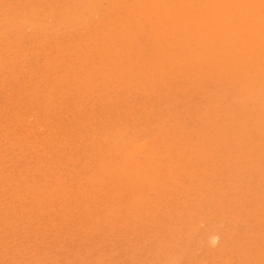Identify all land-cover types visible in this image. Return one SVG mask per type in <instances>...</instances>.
Segmentation results:
<instances>
[{
  "label": "rangeland",
  "instance_id": "374dc122",
  "mask_svg": "<svg viewBox=\"0 0 264 264\" xmlns=\"http://www.w3.org/2000/svg\"><path fill=\"white\" fill-rule=\"evenodd\" d=\"M28 1L29 0H27V2L26 0H0V23L5 22L3 24H0V69L2 70H0V76H2L0 79V85L3 86V84L6 83V80L8 83L3 86L4 88L0 86V91H4L0 92V94H2L0 95V109L2 108L0 110V156H2L0 157V164H2V166L0 165V170L2 169L0 171V264H229L230 262V264H264V115H262L264 114V76H262V73H264V56H261L263 55V49H261V46H263L262 48H264V45H262L264 44V42L262 44L260 43L264 39V36L262 35L263 37H261L258 35L262 34V32L260 31L261 29H255V27H261L264 29V16L262 18L264 11L261 10H264V0H253V2L252 0H226L228 3H230V5L226 2L223 3V1L225 0H219V3L222 6L219 3L217 4L216 2L218 1L216 0V2H214V0H211L212 3L210 2V0H203V2L205 1L204 3H202V1L200 0L201 5L203 4L202 7H204L205 5V7L209 9L208 11L204 7V10H207L208 14L203 10V8L201 10L199 9L201 8V5H197L198 0H196L197 2L194 0H176L178 4L175 3V0V2L173 3L172 0H168L169 2H167V4L169 6L165 5V0H156L157 4H155V2L153 4L157 6H154L153 4H151L153 5L151 6L149 4L151 3L150 1L154 0H145L146 4L142 2L144 0H137L138 2L136 0H47L49 1V3L46 2V0H31L30 3H28ZM118 1L120 2L118 3ZM240 1L246 3V6H240ZM248 1L252 2L251 5L248 3ZM32 2L33 5H30L32 4ZM84 2L85 4H83ZM93 2L95 3V5ZM141 2L142 5L140 4L138 6L137 3ZM159 2L161 3L160 5ZM243 2L242 4H244ZM2 3L3 5H5L2 6ZM68 3L71 4L69 5ZM132 3H134V5ZM184 3H186L185 7L190 4H194V6L196 5L199 7L193 8L194 6L192 5V9H195L196 11L188 8L189 6L187 7V9H185V7L181 9L183 6L182 4ZM209 3L211 5L214 3L213 5L215 6L210 7ZM225 3L227 6L225 5ZM254 3L255 5H253ZM114 4L116 5V7H114ZM234 4L235 10H232L231 8H233L232 6ZM79 5L81 7H79ZM162 5L163 7L165 6L166 10L162 9ZM178 5L180 6L177 7ZM207 5L209 6V8ZM223 5L225 6L223 7ZM148 6H151L150 9ZM237 6L238 9L240 7L244 8L243 10L242 8H240L239 10L241 11L238 10L239 12H242V14L236 12ZM169 7L171 8L167 9ZM159 8L161 10H159ZM175 8L177 10H180L177 11ZM215 8H218V12L222 11L225 8L224 10H226L228 13L225 11L224 14L230 17V19H228L229 17H227L230 22H225L226 17L224 18V14H222L224 10L219 14ZM248 8L252 9V15L249 14L250 10ZM54 9H56V11ZM143 9L145 10V13H148L151 17L142 15V13L145 14ZM148 9L150 11L153 10V12H150ZM184 9L187 12L189 11V13L187 14ZM213 9L216 11L214 12ZM229 9L230 12L228 11ZM107 10L108 12H110L108 13ZM138 10L143 11H139V13ZM197 10H199V13L197 12ZM202 10L205 12V14L202 13ZM244 10H246V12ZM255 10L258 13H254L253 11ZM156 11L159 12L156 13ZM164 11L166 12V14ZM181 11L182 13H184H180ZM160 12L163 14H161ZM168 13H170V15ZM200 13L202 15H200ZM229 13H231V15H227ZM131 14H134L133 17L136 14V16L134 17L135 20L133 17H131ZM158 14H161L160 16L163 15V18ZM191 14H195V16ZM248 14L250 15L249 17ZM259 14L260 18L263 21L258 17ZM165 15H167L171 19V21L169 18L168 20L166 18L167 16ZM190 15L193 18H191ZM196 15L200 19L203 16L204 17L202 19L206 18V20L208 21L209 19H211L210 22H208L209 25H207L206 22H203L205 21V19L200 20L196 18ZM205 15H207L208 18L205 17ZM209 15L213 18H210ZM215 15H217L218 17L222 16V18L218 21V17H216V21V18L214 17ZM153 16H155V20L153 19ZM243 16L244 18H242ZM245 16L250 20V22L252 20L254 21H252V24L255 26L254 28L253 25L248 22L249 20H246L247 18ZM254 16L257 17L254 18ZM178 17L179 19L181 17L182 18L179 20ZM188 17L190 18V22L195 21V23H190L189 20V23L186 22V18L189 19ZM234 17L235 23L237 20L236 18H239L240 22L237 20L238 24H235L232 21ZM250 17H252V19H250ZM19 18H21L22 21L24 20V25H21L23 24V22ZM76 19H82L80 20L82 21V23H78ZM98 19L102 20L99 21ZM213 19L215 21H213L214 24L219 27L218 30V27L214 26L212 22ZM258 19H260L261 21ZM31 20L34 23H32ZM97 20L99 22H97ZM127 20H129L128 23ZM199 20L201 24L197 23V21L199 22ZM220 20H222L223 22ZM12 21H14L15 23H12ZM75 21H77V23H75ZM114 21L116 23H114ZM148 21L149 23H147ZM258 21L263 26L260 25L257 27V25H259ZM160 22H163V24H160ZM172 22L174 24L173 26L171 24ZM181 22L183 23L184 28L182 27L183 25L181 24ZM224 22L225 26L222 25ZM7 23H10L11 27L13 25V28H10ZM37 23H39L41 27L38 26ZM121 23L122 25H120ZM150 23H152L153 25ZM186 23H188V25ZM210 23L212 24V26L210 25ZM219 23H221L222 27ZM199 24L202 27H199ZM244 24L246 31H243L242 29L244 28H241V26L244 27ZM246 24H248V27L252 26L251 28L253 29L248 30ZM143 25L145 29H143ZM156 25L158 26L155 28ZM165 25L168 26L166 27ZM193 25H198V28L194 27ZM177 26L178 28H176ZM189 26L190 29L192 27L191 31L189 29ZM16 27H18V29L20 28V30H16ZM160 27L162 28L159 29ZM5 28H8V31ZM9 28L11 30H9ZM210 28H212V30ZM151 29L153 30L151 31ZM155 29L156 31H154ZM174 29L176 30L173 31ZM178 29L180 31H177ZM184 29L187 30H185V32L183 33L182 30ZM193 29L196 30L193 31ZM199 29L202 30L203 33H201L202 31L199 32ZM208 29L209 31H207ZM222 29H224L226 32L228 31V33L231 32V34L224 33L225 31L223 30L222 32L224 34L222 33L223 35L221 37V33L219 32H221ZM254 29L256 31V34ZM103 30H105V33L103 32ZM257 30H259V32ZM195 31L196 33L198 31L199 33L196 34L194 33ZM262 31L264 34V30ZM170 32H172L171 34L175 32L174 37L173 35H170ZM189 32H192L194 34H190ZM208 32L212 33H209L210 35L207 36V38L203 39L204 37L202 38V36L208 35ZM215 32L217 34H215ZM238 32L241 33L239 34ZM94 33L96 34L97 38ZM200 33L202 34V36L200 35ZM91 34L92 36H90ZM243 34L245 39L241 37L243 36ZM46 36L49 38L46 39ZM212 36L214 37L212 38ZM223 36L225 37L223 38ZM226 36L228 37L226 38ZM233 36L236 38L239 37L237 39L242 42L239 43L238 41L236 43V39L235 41H233ZM252 36L257 37L258 40L257 38L254 39L257 42L259 41L258 43L260 44L256 45L257 43L255 40H253ZM180 37L181 40L178 39ZM219 37H221L223 41L226 42H223ZM247 37H250L251 39H248ZM259 37H261V39H259ZM102 38L104 39L102 40ZM166 38H168L169 40H166ZM199 38H201V43L198 42L200 40ZM213 39L217 40L214 41ZM4 40L7 41V44H9V46L5 45L6 42ZM192 40L194 41L191 42ZM195 40L198 43H196ZM204 40H206V42ZM210 40H212L213 43ZM230 40L234 42V44H232ZM2 41L4 42L2 43ZM165 41L166 43H168L169 41L168 44L171 47L168 44H165ZM228 41L230 43H227ZM13 42L16 43L14 44ZM177 42L178 44H176ZM185 42L186 44L189 43L188 46H181L182 44H185ZM251 42L252 44H250ZM17 43H19L20 45ZM80 43L84 45L81 46ZM103 43L105 45H103ZM207 43H209V45L211 44V46H209ZM218 43L221 45L223 44V47ZM235 43L236 46H234ZM242 43L243 45H241ZM131 44H134V46H131ZM155 44H157L158 46L156 47ZM94 45L95 47H93ZM194 45H196V48H193L195 47ZM239 45L243 46V49L241 48V46L238 47ZM251 45L258 48L254 49L253 47H251ZM227 46L230 47L227 49ZM248 46L251 53L249 52V50H245L248 48ZM73 47L75 49H73ZM110 47L112 48V50ZM219 47H221L222 49ZM68 48L69 50L67 52ZM165 48H167L168 50L166 51L167 54H164L165 52H163L166 50ZM205 48H208L212 51L208 53V49ZM107 49H109L110 51H108ZM172 49L175 50V55L173 54L174 52ZM194 49L196 52H194ZM223 49H227L228 52L227 50L223 51ZM235 49L239 52L242 51L241 53H244L243 50H245V52L248 51V54H240ZM257 49L261 50L262 52H256L255 50ZM2 50L5 52H3ZM217 50L219 51V53ZM231 50L233 51L231 52ZM31 51L33 52L31 53ZM64 51L66 52L64 53ZM74 51L76 52L74 53ZM200 51L202 53H200ZM18 52L23 59L20 57ZM59 52L61 53L60 56L62 58L58 55ZM221 52L222 54L220 55ZM227 53H232V55H227ZM49 54L53 56H48ZM202 54L204 55L203 57H201ZM235 54H238V56H235ZM253 54H255L256 58ZM173 55L174 57H171ZM210 55L212 56L210 57ZM229 55L230 59H228ZM241 55H244L245 58ZM17 56L20 58V60ZM24 56L27 58H24ZM55 56H58L59 58ZM68 56H70V58ZM82 56L84 57L82 58ZM218 56L221 61L219 58L214 61L213 58H217ZM232 56L233 58H231ZM247 56L248 58H246ZM251 56H253V59H250ZM258 56L261 59H259ZM165 57H170L169 61H167L168 58L164 59ZM198 57L200 59L196 61ZM64 58L67 60V62L69 61V65ZM172 58H174L175 61ZM243 58L248 60H244ZM55 59H57L56 62H58L59 60L61 61L59 63H54L53 61ZM72 59L73 61H75H71ZM111 59L113 60L110 61ZM212 59L213 62H211ZM258 59L259 61L262 60V63L259 62ZM189 60L191 61L189 62ZM231 60L236 61L232 62ZM243 61H247L245 62L246 65L249 63L247 66V69H249L248 71L246 69V66L242 64L244 63ZM28 62H30V64ZM70 62L72 64H74L75 62L76 63L73 66L72 64L70 65ZM7 63H9L10 66ZM60 63L61 65H63V67H60ZM110 63L112 66L110 65ZM152 63L154 65H152ZM168 63L170 64L168 65ZM187 63L189 65H187ZM227 63H231V65H228ZM235 63L236 65L237 63H239L240 65L238 64L239 66L237 65L238 67H236ZM252 63H254V66H258H251ZM259 63H261V65ZM45 64H47L46 67ZM20 66L22 70L20 69ZM38 66H40V68ZM71 66L74 67L73 70L71 69ZM82 66H84V68ZM126 66H128V68ZM92 67L94 69H92ZM241 67H244L245 69L243 70V68ZM44 68L46 69L44 70ZM65 68H69L68 73L67 71H65ZM8 69H11V71ZM186 69H189V71ZM7 70L9 72H7ZM62 70H64L65 73ZM192 70H195V73ZM42 71H44L45 73ZM88 71L90 74L87 73ZM151 71H153V73ZM228 71L230 74L228 73ZM257 71L261 73L258 74ZM47 72L51 73L48 75ZM244 72L247 73L244 74ZM32 73L34 74V76H32ZM36 73L38 74V76ZM111 73L113 74V76H111ZM162 73H164V75H162ZM249 75H251V77ZM254 75H256V78ZM12 76L13 78H10ZM22 76L24 77V79H22ZM43 76H46L47 78L43 79ZM161 76L164 78L162 79ZM191 76L195 79H193ZM239 76L245 77L243 78L244 80H242V77ZM15 77L16 79H14ZM205 77H207V79ZM87 78H89V80ZM93 78H96V80ZM34 79L35 82H32ZM153 79L155 81H153ZM201 79H204V82ZM195 80H197L198 82H195ZM237 80H241V82L243 83L246 80L245 82L247 84L244 83L246 84V86H243L244 84H242L241 82L240 84ZM38 82L40 83V85ZM80 82L81 84H79ZM116 82L117 84H115ZM253 83L257 85L254 86ZM106 84L107 86H105ZM102 86L104 87L102 88ZM122 86L124 88H122ZM61 87L63 88L60 89ZM7 89L11 90V92ZM27 89L28 91L26 92L25 90ZM91 89H93V91H91ZM15 90H18V94ZM35 90L37 91L35 92ZM84 90H86L85 94ZM100 92L101 94H99ZM116 92L119 95L114 94ZM67 93L69 94L67 95ZM20 94H23V97L19 96ZM214 94L216 97L214 96ZM7 95L9 97H7ZM6 98L9 101H6ZM251 98L255 99V102ZM32 99H34V101ZM94 99H96V101ZM17 101L20 102H18L17 104ZM6 103H8V105ZM80 104L81 107H79ZM243 104H245L244 107ZM17 109H21L20 112ZM1 111L3 113H1ZM203 113H206L207 115H203ZM233 116L235 117L232 119ZM239 121L245 123L240 124ZM3 124L5 125V127ZM258 127H260V130ZM54 129L56 130L54 131ZM221 132L222 135H220ZM116 133L117 135H115ZM159 135H161L162 137H160ZM210 136L212 138H215L212 139L210 138ZM7 137L11 138L10 141L12 143H10L9 138ZM107 138L111 139L110 143ZM201 139H203V142L201 141ZM242 139H244L243 142L241 141ZM194 141H196L197 143ZM240 142L242 145H239ZM244 142L246 143L244 144ZM255 142H258V144H256ZM19 143L21 144L20 146ZM12 145L13 147L15 145V147L12 148ZM94 145L96 147L95 149ZM211 145L216 148L212 147ZM257 145L260 146L257 147ZM2 146H4V148ZM199 147L201 148L199 149ZM250 147L252 149H250ZM174 148L175 150L173 151ZM145 149L148 150L146 151ZM202 149L204 150L203 152L201 151ZM15 150H17V152H15ZM160 151L163 152L161 153ZM225 151L226 153H224ZM13 152L14 156L12 155ZM192 153L193 155H191ZM68 154H70V156ZM25 155L27 158L25 157ZM38 156H40L41 158ZM126 156H128L130 159ZM11 157L12 160L10 159ZM206 157L210 159L207 158L208 160L206 161ZM225 157L227 159H225ZM236 158H238L239 160L237 161ZM10 161L14 162L10 163ZM14 163L16 165H14ZM55 163H57L58 166L54 165ZM102 163L104 164L103 166L101 165ZM27 164H29L30 166ZM39 164H41V167H39ZM65 164L66 166H64ZM171 164L173 165L171 166ZM222 165L224 166L222 167ZM233 166H235V168H233ZM201 167H203L204 169ZM49 168H52V171L54 170V174ZM206 170L207 172H205ZM209 170L210 172H208ZM2 171L5 173V175L4 173H2ZM39 171L43 173H39ZM68 171L73 174L71 175ZM67 172L68 174H66ZM94 172H96L97 174H94ZM2 174L4 175V177L2 176ZM58 174L59 176H57ZM213 174L214 177H212ZM146 175L149 177H147ZM203 176L204 178L202 179ZM236 177L239 178L237 179ZM196 178L199 180L198 182L200 184L197 183ZM209 179L213 180H211L212 183ZM5 180H8V182ZM149 180L150 183H148ZM220 181L222 185L218 184L220 183ZM2 183L6 188L1 185ZM206 183L208 184V186ZM196 184L197 186H195ZM206 187L209 189H207ZM69 188L70 190H68ZM49 189H51L53 192ZM202 190L206 192L203 191V193ZM222 191L224 193H222ZM46 192L47 194L45 195ZM201 193L202 195H200ZM219 193L223 195V197ZM205 194H207V196H205ZM200 196H203L202 200ZM230 197L233 198L229 200ZM218 199H220V201ZM194 200H197L198 203ZM193 201L196 203H194ZM200 202L202 203V205H200ZM157 203L158 205H156ZM182 203H185V205ZM260 203L262 204L261 206ZM87 204L89 205L88 207ZM51 205L52 207H49ZM218 205H221V207L223 206L222 209L224 208L225 210H221L220 206L218 207ZM216 206L217 208H215ZM239 209H241L242 211ZM186 210L187 212H185ZM228 210L229 212H232H230V214H228L227 216L226 214L223 215L224 213H229L227 212ZM146 211H148L149 214ZM191 211H194V213L191 214ZM221 211H223L224 213L221 214ZM202 213H204V215ZM65 214L67 217H65ZM247 215L248 217H246ZM206 216L208 218H206ZM236 216L237 218H234ZM191 217L193 218L191 219ZM255 220H257V222ZM232 221L233 223H231ZM4 222H6V224ZM235 222H237L238 224ZM251 224L254 226V232ZM214 227H216L217 229ZM214 231L216 234L214 233ZM189 232L191 236H187V233ZM176 237L179 241L177 243L179 247L177 245L173 246V244L177 242ZM211 237L213 239H210ZM227 259H231L230 262H228Z\"/></svg>",
  "mask_w": 264,
  "mask_h": 264
},
{
  "label": "bare ground",
  "instance_id": "6f19581e",
  "mask_svg": "<svg viewBox=\"0 0 264 264\" xmlns=\"http://www.w3.org/2000/svg\"><path fill=\"white\" fill-rule=\"evenodd\" d=\"M30 1H31V0H29L28 3H30ZM33 1H34V0H33ZM44 1H45V0H44ZM68 1H69V0H68ZM78 1H79V0H78ZM88 1H89V0H88ZM106 1H107V0H106ZM112 1H113V0H112ZM114 1H115V0H114ZM136 1H137V0H136ZM138 1H140V0H138ZM138 1H137V2H138ZM148 1H150V0H148ZM159 1H161V0H159ZM165 1H166V4H165ZM165 1H164V4H165V5H168L167 2H169V1H168V0H165ZM175 1H176V0H175ZM175 1L172 0V3L175 2ZM180 1H181V0H180ZM182 1H183V0H182ZM185 1H186V0H185ZM185 1H184V2H185ZM190 1H191V0H190ZM194 1H196V0H194ZM201 1H202V3L205 2V1L203 2V0H201ZM201 1H200V0H198V2L196 1V2H197V5H201V3H200ZM216 1H218V2H216ZM216 1L214 0V2H216V3L218 4V3H219V0H216ZM233 1H234V0H233ZM244 1H245V0H244ZM249 1H250V0H249ZM249 1H248V3L251 5V3L253 2V0H252V2H249ZM26 2H27V0H26ZM46 2L49 3V1H47V0H46ZM56 2H57V1H56ZM63 2H64V1H63ZM86 2H87V1H86ZM90 2H92V1H90ZM97 2H100V1H97ZM119 2H120V1H118V3H119ZM134 2H135V1H134ZM142 2H143L144 4H146V3H145V0L142 1ZM142 2H141V3H137L138 6H139L140 4L142 5ZM150 2H151V3H149L150 5L153 4L154 2H155V4H157V3H156V2H157L156 0H154V1H150ZM188 2H189V1H188ZM210 2H211V0H210ZM221 2H222V1H221ZM224 2L228 3L226 0L223 1V3H224ZM230 2H231V1H230ZM235 2H236V1H235ZM240 2H241V1H240ZM242 2H243V1H242ZM242 2L240 3V4H241L240 6H244V5L246 4V3H244V2H243L244 4H242ZM28 3H26V4H28ZM73 3H74V2H73ZM93 3H94V2H93ZM103 3H105V2H103ZM116 3H117V1H116ZM116 3H115V4H116ZM172 3H171V4H172ZM175 3H177V1H176ZM199 3H200V4H199ZM211 3H212V2H211ZM226 3H225V5H226ZM231 3H232V2H231ZM6 4H7V3H6ZM26 4H25V5H26ZM41 4H42V3H41ZM68 4H69V3H68ZM70 4H71V3H70ZM70 4H69V5H70ZM83 4H85V2H84ZM109 4H110V3H109ZM115 4H114V5H115ZM126 4H127V3H126ZM132 4L134 5V3H132ZM137 4H136V5H137ZM144 4H143V5H144ZM160 4H161V3L159 2V5H160ZM171 4H170V5H171ZM177 4H178V3H177ZM206 4H207V3H206ZM209 4H210V3H209ZM213 4H214V3H213ZM213 4H212V5L210 4V7H211V6L214 7L215 5H213ZM219 4H220V3H219ZM228 4L230 5V3H228ZM236 4H237V3H236ZM238 4H239V2H238ZM0 5H1V4H0ZM4 5H5V4H4ZM4 5H3V3H2V6H4ZM23 5H24V4H23ZM23 5H22V7H23ZM30 5H33V2H32V4H30ZM30 5H29V6H30ZM38 5H39V4H38ZM44 5H45V4H44ZM94 5H95V3H94ZM114 5H112V6H114ZM118 5H119V4H118ZM122 5H123V2H122ZM128 5H129V4H128ZM133 5H132V6H133ZM153 5H154V4H153ZM153 5H151V6H153ZM159 5H158V6H159ZM172 5H173V4H172ZM172 5H171V6H172ZM182 5H183V6H182L181 9H183V8L185 7L186 3H184V4H182ZM187 5H188V3H187ZM192 5L194 6V4H190V5H188L189 7H188V6H187V7L192 9V7H193ZM220 5H221V4H220ZM225 5H223V7H224ZM247 5H248V4H247ZM250 5H249V6H250ZM253 5H255V3H254ZM26 6H27V5H26ZM83 6H84V5H83ZM125 6H126V5H125ZM138 6H137V7H138ZM144 6H145V5H144ZM151 6H150V7H151ZM154 6H157V5H154ZM168 6H169V5H168ZM179 6H180V5H178L177 7H179ZM190 6H191V7H190ZM202 6H203V4L201 5V8H199L200 10H201L202 8H203V10H204L205 5H204V7H202ZM207 6H208V5H207ZM216 6H217V5H216ZM221 6H222V5H221ZM226 6H227V5H226ZM245 6H246V5H245ZM27 7H28V6H27ZM30 7H31V6H30ZM66 7H67V6H66ZM76 7H78V6H76ZM79 7H81V6L79 5ZM114 7H116V5H115ZM119 7H120V6H119ZM130 7H131V6H130ZM142 7H143V6H142ZM148 7H149V6H148ZM148 7H147V8H148ZM150 7H149V9H150ZM160 7H161V6H160ZM162 7H163V5H162ZM162 7H161V8H162ZM187 7H185V9H187ZM195 7L198 8L199 6H196V5H195L193 8H195ZM230 7H231V6H230ZM232 7H233V8H231V9H232V10H233V9L235 10V8H234V7H235V4H234ZM25 8H26V7H25ZM28 8H29V7H28ZM38 8H39V7H38ZM41 8H42V7H41ZM48 8H49V7H48ZM110 8H111V7H110ZM127 8H128V7H127ZM139 8H140V7H139ZM152 8H153V7H152ZM154 8H155V7H154ZM170 8H171V7L167 8V9H170ZM208 8H209V6H208ZM240 8H242V7H240ZM240 8H239V9H240ZM261 8H263V7H261ZM15 9H16V8H15ZM65 9H66V8H65ZM88 9H89V7H88ZM108 9H109V8H108ZM149 9H148V10H149ZM157 9H158V8H157ZM162 9H165V6H164ZM173 9H174V8H173ZM173 9H171V10H173ZM175 9H176V8H175ZM185 9H184V11H186ZM205 9H207V7H205ZM210 9H211V8H210ZM215 9H216V8H215ZM224 9H225V8H224ZM224 9H223V10H224ZM226 9H227V8H226ZM239 9H238V6H237V10H236L237 13H238L239 11H241V10H239ZM243 9H244V8H242V10H243ZM248 9H249V8H248ZM29 10H30V9H29ZM45 10H46V9H45ZM54 10L56 11V9H54ZM59 10H60V9H59ZM78 10H80V9H78ZM103 10H104V8H103ZM103 10H102V11H103ZM143 10H144V9H143ZM143 10H142V11H143ZM159 10H161V9L159 8ZM165 10H166V9H165ZM171 10H170V11H171ZM176 10H177V9H176ZM179 10H180V9H179ZM179 10H177V11H179ZM192 10H193V9H192ZM203 10H202V11H203ZM207 10L209 11V9H207ZM207 10H204V11L208 14V11H207ZM213 10H214V9H213ZM213 10H211V11H213ZM216 10H217V12L219 11L218 8H217ZM216 10H214V12H215ZM220 10H221V9H220ZM223 10H222V11H223ZM238 10H239V11H238ZM249 10H250V11H249ZM249 10H248V11L250 12L249 14L252 15V13H251V10H252V9H249ZM256 10H257V9H256ZM256 10L253 11V12H254V13L257 12ZM261 10L264 11L263 9H261ZM261 10H260V11H261ZM4 11H5V10H4ZM8 11H9V10H8ZM12 11H13V10H12ZM17 11H18V10H17ZM68 11H69V10H68ZM99 11H100V10H99ZM131 11H132V9H131ZM139 11H140V10H138V12H139ZM142 11H140V12H142ZM149 11H150V10H149ZM170 11H169V12H170ZM190 11H191V10H190ZM193 11H196V10L194 9ZM202 11H201V12H202ZM204 11L202 12L203 14H205ZM222 11H220V12H222ZM225 11H226V10H224V11L222 12V14H224ZM228 11L230 12V9H229ZM244 11L246 12V10H244ZM244 11H243V12H244ZM258 11H259V9H258ZM2 12H3V11H2ZM22 12H23V11H22ZM57 12H58V11H57ZM76 12H77V11H76ZM107 12H108V10H107ZM109 12H110V11H109ZM109 12H108V13H109ZM111 12H112V9H111ZM114 12H115V11H114ZM140 12H139V13H140ZM150 12H153V10L150 11ZM154 12H155V10H154ZM157 12H159V11H156V13H157ZM162 12H163V10H162ZM164 12H165V11H164ZM167 12H168V11H167ZM174 12H175V11H174ZM197 12L199 13V10H197ZM217 12H216V13H217ZM220 12H218V13L220 14ZM226 12H227V11H226ZM14 13H15V12H14ZM64 13H66V12H64ZM74 13H75V12H74ZM78 13H79V12H78ZM78 13H77V14H78ZM104 13H106V12H104ZM120 13H121V12H120ZM127 13H131V12H127ZM139 13H138V14H139ZM144 13H145V10H144ZM160 13H161V12H160ZM178 13H179V12H178ZM180 13H182V11H181ZM183 13H184V12H183ZM183 13H182V14H183ZM186 13L188 14L189 11H188V12L186 11ZM193 13H194V12H193ZM195 13H196V12H195ZM210 13H212V12H210ZM210 13H209V14H210ZM227 13H228V12H227ZM237 13H236V14H237ZM239 13L242 14V12H239ZM257 13H258V12H257ZM263 13H264V12H263ZM9 14H10V13H9ZM55 14H56V13H55ZM79 14H80V13H79ZM83 14H84V13H83ZM90 14H91V13H90ZM124 14H125V13H124ZM161 14H163V13H161ZM161 14H160V15H161ZM165 14H166V12H165ZM168 14L170 15V13H168ZM171 14H172V13H171ZM176 14H177V13H176ZM176 14H175V15H176ZM196 14H197V13H196ZM236 14H234V15H236ZM249 14H248V17L250 16ZM19 15H20V13H19ZM47 15H48V14H47ZM53 15H54V14H53ZM53 15H52V16H53ZM59 15H60V14H59ZM95 15H96V14H95ZM101 15H102V14H101ZM131 15H132V14H131ZM131 15H130V16H131ZM133 15H134V14H133ZM133 15H132L131 17H133ZM142 15L150 16L148 13H147V14H146V13H145V14L142 13ZM151 15H152V14H151ZM158 15H159V14H158ZM160 15H159V16H160ZM180 15H181V14H180ZM191 15H193V14H191ZM191 15H190V17H191ZM200 15H202V14L200 13ZM211 15H214V14H211ZM217 15H218V14H217ZM217 15H215L214 17L216 18V17L219 16V15H218V16H217ZM227 15H231V13H229V14H227ZM253 15H254V14H253ZM14 16H15V15H14ZM16 16H17V15H16ZM21 16H22V15H21ZM30 16H32V15H30ZM71 16H72V15H71ZM73 16H75V15H73ZM118 16H120V15H118ZM118 16H117V17H118ZM135 16H136V14H135ZM135 16H134V17H135ZM139 16H140V15H139ZM147 16H146V17H147ZM162 16H163V15H162ZM162 16H160V17H162ZM165 16H167V15H165ZM185 16H189V15H185ZM193 16H195V14H194ZM232 16H233V14H232ZM232 16H231V17H232ZM263 16H264V14L262 15V18H263ZM8 17H10V16H8ZM22 17H23V16H22ZM26 17H28V16H26ZM76 17H77V16H76ZM89 17H90V16H89ZM93 17H94V16H93ZM134 17H133V18H134ZM150 17H151V16H150ZM154 17H155V16H153V19L155 20ZM203 17H204V16H203ZM203 17H202V18H203ZM205 17L208 18L207 15H205ZM209 17H210V15H209ZM211 17H212V16H211ZM211 17H210V18H211ZM225 17H226V18H225ZM227 17H229V16H226V14H224V18L226 19L225 22H227V21L230 22V21L228 20V19H230V17H229L228 19H227ZM237 17H238V16H237ZM245 17H246V16H245ZM255 17H257V16H254V18H255ZM258 17L260 18V14H259ZM3 18H4V17H3ZM6 18H7V17H6ZM13 18H16V17H13ZM32 18H33V17H32ZM73 18H75V17H73ZM142 18H143V17H142ZM156 18H157V17H156ZM162 18H163V17H162ZM162 18H161V19H162ZM166 18L168 19L169 17L167 16ZM181 18H182V17H181ZM181 18H180V19H181ZM188 18H189V17H188ZM191 18H193V17H191ZM196 18L200 19L197 15H196ZM202 18H201V19H202ZM212 18H213V17H212ZM221 18H222V16L218 17V21H219V19H221ZM242 18H244V16H243ZM246 18H247V17H246ZM19 19H21V18H19ZM34 19H35V18H34ZM45 19H46V18H45ZM45 19H43V20H45ZM60 19H61V18H60ZM140 19H141V18H140ZM144 19H146V18H144ZM153 19H151V20H153ZM164 19H165V18H164ZM169 19H170V18H169ZM169 19H168V20H169ZM178 19H179V17H178ZM180 19H179V20H180ZM201 19H200V20H201ZM204 19H205V21H203V22H206L207 25H209L208 22H210L211 19H209V21L206 20V18H204ZM204 19H202V20H204ZM236 19L239 21V18H236ZM250 19H252V17H250ZM260 19H261V18H260ZM260 19H258V20H260ZM15 20H16V19H15ZM53 20H54V19H53ZM76 20H77V19H76ZM80 20H82V19H80ZM80 20H77L78 23H80V22L82 23V21H80ZM92 20H94V19H92ZM98 20H99V19H98ZM98 20H97V22L101 21L102 19L99 20V21H98ZM112 20H113V18H112ZM134 20H135V18H134ZM149 20H150V19H149ZM158 20H159V18H158ZM186 20H187L186 22H188V20H189V22H190V18H189V19L186 18ZM200 20H199V22L197 21V23H200V24H201ZM215 20L217 21V18H216ZM222 20H223V19H222ZM222 20H220V21H222ZM234 20H235V17H234V19H233L232 21L234 22ZM237 20H236V23H237ZM240 20H241V19H240ZM246 20L248 21L249 19L247 18ZM255 20H256V19H255ZM261 20H262V19H261ZM261 20H260V21H261ZM1 21H2V19H1ZM21 21H22V19H21ZM27 21H28V20H27ZM31 21H32V20H31ZM35 21H36V20H35ZM65 21H66V20H65ZM77 21H75V23H77ZM84 21H85V20H84ZM160 21H161V20H160ZM170 21H171V19H170ZM177 21H178V20H177ZM213 21H214V19L212 20V22H213ZM223 21H224V20H223ZM223 21H222V22H223ZM252 21H253V20H252ZM252 21L250 22V20H249L248 22H250V23L252 24ZM262 21H263V20H262ZM10 22H11V21H10ZM13 22H14V21H12V23H13ZM22 22H23V24H21V22H20V24H21V25H24V20H23ZM28 22H29V21H28ZM88 22H89V21H88ZM90 22H91V21H90ZM110 22H111V21H110ZM110 22H109V24H110ZM128 22H129V20H127V23H128ZM143 22H144V21H143ZM143 22H142V23H143ZM152 22H153V21H152ZM166 22H167V20H166ZM189 22H188V23H189ZM191 22H192V21H191ZM191 22H190V23H191ZM193 22L195 23V21H193ZM193 22H192V23H193ZM214 22H215V21H214ZM214 22H213V24H214ZM225 22H224L222 25H224ZM228 22H227V23H228ZM233 22H232V24H233ZM239 22H240V21H239ZM241 22H242V21H241ZM253 22H254V21H253ZM3 23H5V22H3ZM3 23H0V24H3ZM14 23H15V22H14ZM16 23H17V21H16ZM32 23H34V22L32 21ZM72 23H73V22H72ZM112 23H113V22H112ZM114 23H116V22L114 21ZM147 23H149V21H148ZM147 23H145V24H147ZM188 23H186V24L188 25ZM234 23H235V22H234ZM236 23H235V24H236ZM245 23H246V22H245ZM250 23H249V24H250ZM258 23H259V25H257V27L260 26V25H262V24H260L259 21H258ZM261 23H262V22H261ZM263 23H264V22H263ZM7 24L10 26V23H7ZM37 24H38V26L41 27V25H39V23H37ZM40 24H41V23H40ZM48 24H49V23H48ZM48 24H47V25H48ZM96 24H97V23H96ZM123 24H124V23H123ZM139 24H140V23H139ZM150 24H152V23H150ZM160 24H163V22H162V23L160 22ZM171 24H172V26L174 25L173 22H172ZM171 24H170V25H171ZM181 24L183 25L182 22H181ZM184 24H185V23H184ZM200 24H199V27H202V26H200ZM204 24H205V23H204ZM216 24H217V23H216ZM219 24L221 25V23H219ZM237 24H238V23H237ZM239 24H241V23H239ZM251 24H250V25H251ZM255 24H256V23H255ZM8 25H6V26H8ZM25 25H26V24H25ZM35 25H36V24H35ZM35 25H34V26H35ZM85 25H86V24H85ZM106 25H107V24H106ZM120 25H122V23H121ZM152 25H153V24H152ZM170 25H169V26H170ZM175 25H176V21H175ZM178 25H179V22H178ZM202 25H203V23H202ZM210 25L212 26L211 23H210ZM220 25H219V26H220ZM222 25H221V27H222ZM247 25H248V24H246V26H247ZM250 25H249V26H250ZM252 25H253V24H252ZM14 26H15V25H14ZM18 26H19V25H18ZM27 26H28V25H27ZM73 26H74V25H73ZM116 26H117V25H116ZM157 26H158V25H156L155 28H156ZM165 26H166V25H165ZM167 26H168V25H167ZM167 26H166V27H167ZM193 26H194V25H193ZM211 26H210V27H211ZM214 26H217V25L214 24ZM214 26H213V27H214ZM224 26H225V25H224ZM228 26H229V24H228ZM262 26H263V25H262ZM22 27H23V26H22ZM92 27H93V26H92ZM106 27H107V26H106ZM126 27H127V26H126ZM142 27H143V29H145V28H144V25H143ZM142 27H141V28H142ZM182 27L184 28V25H183ZM182 27H181V28H182ZM194 27H197V28H198V25H197V26L195 25ZM217 27H218V26H217ZM217 27H215V28H217ZM236 27H237V26H236ZM247 27H248V26H247ZM251 27H252V26L248 27L247 29H248V30H249V29H253L255 26L253 25V28H251ZM263 27H264V26H263ZM10 28H13V25H12V27L10 26ZM10 28H9V30H11ZM24 28H25V27H24ZM36 28H37V26H36ZM57 28H58V27H57ZM59 28H60V27H59ZM61 28H62V27H61ZM161 28H162V27H160L159 29H161ZM176 28H178V26H177ZM208 28H209V27H208ZM231 28H233V27H231ZM241 28H244V29H242V30H243V31H246V30H245V24H244V27L241 26ZM5 29H7V31H8V28H5ZM14 29H15V28H14ZM17 29H18V27H16V30H17ZM45 29H47V28H45ZM164 29H165V28H164ZM179 29H180V28H179ZM179 29H178L177 31H180ZM189 29H190V26H189ZM191 29H192V27H191ZM191 29H190V31H191ZM202 29H203V28H202ZM210 29L212 30V28H210ZM213 29H214V28H213ZM218 29H219V27L217 28V30H218ZM220 29H221V28H220ZM255 29H261L260 31L262 32V34H261V35L258 34V35L261 36V37L264 36L263 31H262V30H264L263 28H261V27H260V28H259V27L256 28V27H255ZM255 29H254V31H255ZM19 30H20V28L18 29V31H19ZM23 30H24V29H23ZM39 30H40V29H39ZM51 30H52V29H51ZM134 30H135V29H134ZM152 30H153V29H151V31H152ZM175 30H176V29H174L173 31H175ZM185 30H187V29L182 30V32L184 33ZM194 30H196V29H193V31H194ZM211 30H210V31H211ZM223 30H224V29H222L221 32L217 31V32L221 33V35H220L221 37H222V35H223L224 33H228V31L226 32L225 30H224L225 32L223 33V32H222ZM37 31H38V30H37ZM52 31H53V30H52ZM54 31H55V29H54ZM104 31H105V30H103V32H104ZM112 31H113V30H112ZM154 31H156V29H155ZM171 31H172V30H171ZM198 31L201 32L202 30L199 29ZM198 31H197V33H196V31H195L194 33L198 34V33H199ZM207 31H209V29H208ZM232 31H233V30H232ZM257 31L259 32V30H257ZM1 32H3V31H1ZM75 32H76V31H75ZM229 32H230V31H229ZM236 32H237V31H236ZM251 32H252V31H251ZM25 33H26V32H25ZM29 33H30V32H29ZM32 33H33V32H32ZM44 33H45V32H44ZM50 33H51V32H50ZM56 33H57V32H56ZM73 33H74V32H73ZM104 33H105V32H104ZM166 33H168V32H166ZM171 33H172V32H170V35H173V37H174L175 32H174L173 34H171ZM177 33H178V32H177ZM189 33H190V32H189ZM191 33H192V32H191ZM191 33H190V34H191ZM194 33H192V34H194ZM201 33H203V31H202ZM201 33H200V35L202 36ZM209 33H212V32H208V35L205 34L206 36H202V38H203V37H204L203 39L207 38V36L210 35ZM222 33H223V34H222ZM238 33H239V32H238ZM240 33H241V32H240ZM240 33H239V34H240ZM246 33H247V32H246ZM249 33H250V32H249ZM46 34H47V32H46ZM51 34H52V33H51ZM154 34H155V33H154ZM181 34H182V33H181ZM213 34H214V33H213ZM213 34H212V35H213ZM215 34H217V33L215 32ZM215 34H214V35H215ZM228 34H231V32L228 33ZM239 34H238V35H239ZM244 34H245V32H244ZM244 34H243V36H241V37L244 38ZM247 34H248V33H247ZM247 34H246V35H247ZM251 34H252V33H251ZM255 34H256V31H255ZM11 35H12V34H11ZM31 35H32V34H31ZM94 35L96 36L95 33H94ZM109 35H110V34H109ZM262 35H263V36H262ZM15 36H16V35H15ZM19 36H20V34H19ZM19 36H18V37H19ZM23 36H24V35H23ZM90 36H92V34H91ZM148 36H149V35H148ZM165 36H166V35H165ZM177 36H178V35H177ZM177 36H176V37H177ZM181 36H182V35H181ZM190 36H192V35H190ZM197 36H198V35H197ZM217 36H219V35H217ZM228 36H229V35H228ZM228 36H226V38H227ZM235 36H236V35H235ZM253 36H256V35H253ZM253 36H252V37H253ZM72 37H73V36H72ZM116 37H117V36H116ZM167 37H168V36H167ZM195 37H196V35H195ZM198 37H199V36H198ZM213 37H214V36H212V38H213ZM221 37H219V38L223 41V39H222ZM224 37H225V36H223V38H224ZM231 37H232V36H231ZM233 37H234V36H233ZM261 37H259V39H261ZM6 38H7V37H6ZM9 38H10V37H9ZM47 38H49V37L46 36V39H47ZM51 38H53V37H51ZM96 38H97V36H96ZM104 38H105V37H104ZM104 38H102V40H103ZM113 38H114V37H113ZM113 38H112V39H113ZM160 38H161V37H160ZM170 38H171V37H170ZM217 38H218V37H217ZM237 38H239V37H237ZM237 38L234 37V39H233V41H235V39H236V43L239 41ZM247 38H248V37H247ZM247 38H246V40H247ZM249 38H250V37H249ZM249 38H248V39H249ZM254 38H257V37H253V40H255ZM263 38H264V37H263ZM11 39H12V38H11ZM114 39H115V38H114ZM162 39H163V38H162ZM178 39L181 40V37L178 38ZM196 39H197V38H196ZM199 39H200V40H199ZM199 39H198V40H199L198 42L201 43V38H199ZM210 39H211V38H210ZM231 39H232V38H231ZM241 39H242V38H241ZM244 39H245V38H244ZM250 39H251V38H250ZM19 40H22V39H19ZM19 40H17V41H19ZM87 40H88V39H87ZM109 40H110V39H109ZM166 40H169V39L166 38ZM184 40H186V39H184ZM189 40H190V39H189ZM213 40L216 41L217 39H213ZM228 40H229V38H228ZM257 40H258V38H257ZM263 40H264V39H263ZM263 40L260 42L261 44L264 42ZM4 41H5V40H4ZM4 41H2V43H3ZM9 41H11V40H9ZM163 41H164V40H163ZM193 41H194V40H192L191 42H193ZM204 41L206 42V40H204ZM210 41H212V40H210ZM230 41H231V40H230ZM255 41H256V40H255ZM5 42H6L5 45H8V46H9V44H7V41H5ZM40 42H41V41H40ZM56 42H57V41H56ZM89 42H90V40H89ZM93 42H94V41H93ZM171 42H172V41H171ZM171 42H170V43H171ZM195 42H196V40H195ZM198 42H196V43H198ZM205 42H204V44H205ZM220 42H221V41H220ZM223 42H226V41H223ZM223 42H222V43H223ZM231 42H232V41H231ZM240 42H242V41H239V43H240ZM248 42H249V41H248ZM252 42H253V41H252ZM252 42H251L250 44H252ZM258 42H259V41H258ZM258 42L256 41V43H257L256 45L260 44V43H258ZM8 43H9V42H8ZM13 43L15 44L16 42H13ZM21 43H22V41H21ZM42 43H43V42H42ZM168 43H169V41H168ZM168 43H166V41H165V44H168ZM189 43H190V41H189ZM189 43H188V44H189ZM196 43H195V44H196ZM210 43H211V42H210ZM212 43H213V41H212ZM212 43H211V44H212ZM227 43H230V42L228 41ZM236 43H235L234 46H236ZM14 44H13V45H14ZM17 44H19V43H17ZM23 44H24V43H23ZM38 44H39V42H38ZM48 44H49V43H48ZM58 44H59V43H58ZM70 44H71V43H70ZM115 44H116V43H115ZM145 44H146V43H145ZM176 44H178V42H177ZM188 44H186V42H185V44H182L181 46H183V45H185V46L187 45V46H188ZM192 44H194V43H192ZM207 44L209 45V43H207ZM207 44H206V45H207ZM211 44H210L209 46H211ZM218 44H219V43H218ZM232 44H234V42H232ZM232 44H231V45H232ZM2 45H3V44H2ZM19 45H20V44H19ZM25 45H26V44H25ZM36 45H37V44H36ZM80 45L83 46L84 44L82 45V44L80 43ZM103 45H105V44L103 43ZM106 45H107V43H106ZM168 45H169V44H168ZM219 45H221V44H219ZM222 45H223V44H222ZM222 45H221V46H222ZM224 45H225V43H224ZM231 45H230V46H231ZM241 45H243V43H242ZM241 45H239L238 47H240ZM244 45H245V44H244ZM256 45H255V46H256ZM262 45H264V44H262ZM10 46H11V44H10ZM27 46H28V45H27ZM58 46H59V45H58ZM58 46H57V48H58ZM69 46H70V45H69ZM124 46H125V45H124ZM131 46H134V44H133V45L131 44ZM155 46L157 47L158 45L155 44ZM169 46H170V45H169ZM169 46H168V47H169ZM179 46H180V43H179ZM189 46H190V45H189ZM194 46H195V47H193V48H196V45H194ZM202 46H203V44H202ZM230 46H227V49H228ZM234 46H233V47H234ZM1 47H2V46H1ZM12 47H13V46H12ZM43 47H44V46H43ZM93 47H95V45H94ZM161 47H162V46H161ZM170 47H171V46H170ZM206 47H207V46H206ZM213 47H214V45H213ZM222 47H223V46H222ZM246 47H247V44H246ZM246 47H244V48H246ZM251 47H253V46L251 45ZM262 47H263V46H261V49H263V53H262L263 55H261V56H264V48H262ZM4 48H5V46H4ZM7 48H8V47H7ZM10 48H11V47H10ZM19 48H20V47H19ZM19 48H18V49H19ZM23 48H24V47H23ZM44 48H45V47H44ZM57 48H56V49H57ZM96 48H97V47H96ZM103 48H104V47H103ZM110 48H111V47H110ZM180 48H181V47H180ZM183 48H185V47H183ZM191 48H192V46H191ZM191 48H190V51H191ZM208 48H209V47H208ZM208 48H205V49H208ZM219 48H221V47H219ZM219 48H218V49H219ZM241 48L243 49V46H241ZM253 48L256 49V48H258V47H253ZM2 49H3V48H2ZM15 49H16V47H15ZM36 49H37V48H36ZM71 49H72V48H71ZM73 49H75V48L73 47ZM85 49H86V48H85ZM85 49H84V50H85ZM97 49H98V48H97ZM123 49H124V48H123ZM137 49H138V48H137ZM165 49H166V50L163 51V52H165L164 54H167L166 51H168V50H167V48H165ZM221 49H222V48H221ZM227 49H225V50H227ZM231 49H232V48H231ZM236 49H237V47H236ZM236 49H235V50H236ZM238 49H239V48H238ZM254 49H253V50H254ZM3 50H4V49H3ZM3 50H2V51H3ZM11 50H12V49H11ZM22 50H23V49H22ZM27 50H28V47H27ZM32 50H33V49H32ZM54 50H55V49H54ZM68 50H69V48L67 49V52H68ZM76 50H78V49H76ZM79 50H80V49H79ZM107 50L110 51L109 49H107ZM111 50H112V48H111ZM172 50H173V49H172ZM179 50H180V49H179ZM192 50H193V49H192ZM196 50H197V49H196ZM225 50L223 49V51H225ZM245 50H249V52H250V48H249V46H248V48L245 49ZM245 50H243L244 53H247V54H248V51L245 52ZM253 50H251V51H253ZM13 51H14V49H13ZM16 51H17V50H16ZM20 51H21V50H20ZM25 51H26V50H25ZM25 51H24V52H25ZM29 51H30V50H29ZM29 51H28V52H29ZM39 51H41V50H39ZM46 51H47V50H46ZM46 51H45V53H46ZM59 51H60V50H59ZM210 51H212V50L208 49V53H209ZM217 51H218V50H217ZM217 51H216V54H217ZM232 51H233V50H231V52H232ZM236 51H237V50H236ZM255 51H256V52H259V51H260V53L262 52L261 50H258V49L255 50ZM0 52H1V51H0ZM3 52H5V51H3ZM32 52H33V51H31V53H32ZM35 52H36V51H35ZM37 52H38V50H37ZM48 52H49V51H48ZM57 52H58V51H57ZM60 52H61V51H60ZM60 52H59V54H58L59 56H60V54H61ZM65 52H66V51H64V53H65ZM70 52H71V51H70ZM75 52H76V51H74V53H75ZM77 52H78V51H77ZM79 52H80V51H79ZM82 52H83V51H82ZM100 52H101V50H100ZM173 52H174L173 54L175 55V50H173ZM194 52H196L195 49H194ZM227 52H228V50H227ZM237 52L240 53V54H244V53H241L242 51H241V52L237 51ZM7 53H8V49H7ZM18 53H19V52H18ZM39 53H40V52H39ZM50 53H51V52H50ZM52 53H53V51H52ZM64 53H63V54H64ZM156 53H157V52H156ZM184 53H185V52H184ZM200 53H202V52L200 51ZM218 53H219V51H218ZM250 53H251V52H250ZM9 54H10V53H9ZM16 54H17V52H16ZM25 54H27V53H25ZM34 54H35V53H34ZM78 54H79V53H78ZM170 54H171V53H170ZM176 54H177V52H176ZM192 54H194V53H192ZM214 54H215V52H214ZM221 54H222V52L220 53V55H221ZM228 54H230V53H227V55H228ZM10 55H11V54H10ZM19 55H20V53H19ZM50 55H51V54H49L48 56H50ZM65 55H66V54H65ZM74 55H75V54H74ZM79 55H80V54H79ZM158 55H159V54H158ZM161 55H162V53H161ZM168 55H169V54H168ZM174 55L171 56V57H174ZM190 55H191V54H190ZM212 55H213V52H212ZM212 55H210V57H211ZM218 55H219V54H218ZM230 55H232V53H231ZM230 55H229V57L227 56L228 59H230ZM236 55L238 56V54H235V56H236ZM245 55H246V54H245ZM253 55H254V57H255V54H253ZM12 56H13V55H12ZM36 56H37V55H36ZM51 56H53V55H51ZM66 56H67V55H66ZM66 56H65V57H66ZM91 56H92V54H91ZM188 56H189V55H188ZM191 56H192V55H191ZM196 56H197V55H196ZM199 56H201V55H199ZM203 56H204V55L202 54L201 57H203ZM208 56H209V55H208ZM233 56H234V55H233ZM233 56H232L231 58H233ZM241 56H243V57L245 58L244 55H241ZM261 56H260V57H261ZM17 57H18V56H17ZM17 57H16V58H17ZM20 57H21V55H20ZM46 57H47V56H46ZM55 57H58V56H55ZM60 57H61V56H60ZM68 57L70 58V56H68ZM83 57H84V56H82V58H83ZM87 57H88V56H87ZM116 57H117V56H116ZM137 57H138V56H137ZM137 57H136V59H137ZM213 57H214V56H213ZM239 57H240V55H239ZM2 58H3V57H2ZM5 58H6V57H5ZM18 58H19V57H18ZM21 58H22V57H21ZM24 58H27V57L24 56ZM28 58H30V57H28ZM35 58H36V57H35ZM51 58H52V57H51ZM58 58H59V57H58ZM61 58H62V57H61ZM129 58H130V57H129ZM160 58H161V57H160ZM166 58H168V57H165L164 59H166ZM169 58H170V57H169ZM169 58H168L167 61H169ZM218 58H219V56H218L217 58H213V59H214V61H215V60L218 59ZM222 58H223V57H222ZM244 58H243V59H244ZM246 58H248V56H247ZM255 58H256V57H255ZM258 58H259V56H258ZM22 59H23V58H22ZM38 59H39V58H38ZM48 59H49V58H48ZM53 59H54V58H53ZM64 59H65V58H64ZM80 59H81V58H80ZM155 59H157V58H155ZM172 59H174V58H172ZM194 59H195V57H194ZM198 59H200V58L198 57L196 61H198ZM213 59H212L211 62H213ZM219 59H220V58H219ZM235 59H236V58H235ZM250 59H253V56H251ZM259 59H261V58H259ZM259 59H258V61H259ZM2 60H4V59H2ZM7 60H8V59H7ZM14 60H16V59H14ZM19 60H20V58H19ZM19 60H17V61H19ZM58 60H59V59H58ZM65 60H66V59H65ZM78 60H79V59H78ZM92 60H94V59H92ZM112 60H113V59H111L110 61H112ZM177 60H178V59H177ZM184 60H185V59H184ZM184 60H183V62H184ZM191 60H192V59H191ZM191 60H189V62H190ZM210 60H211V59H210ZM240 60H241V59H240ZM244 60H248V59H244ZM255 60H256V59H255ZM255 60H254V61H255ZM263 60H264V58H263ZM5 61H6V60H5ZM22 61H23V60H22ZM22 61H21V62H22ZM47 61H48V60H47ZM56 61H57V59H55L53 62L55 63ZM60 61H61V60H59V61L56 62V63H59ZM62 61H63V60H62ZM71 61H73V59H72ZM74 61H75V60H74ZM74 61H73V62H74ZM143 61H144V60H143ZM149 61H150V60H149ZM157 61H158V60H157ZM174 61H175V59H174ZM178 61H179V60H178ZM205 61H206V60H205ZM220 61H221V59H220ZM231 61H232V60H231ZM234 61H236V60H233L232 62H234ZM251 61H252V60H251ZM251 61H250V62H251ZM7 62H8V61H7ZM9 62H10V61H9ZM13 62H14V61H13ZM15 62H16V61H15ZM38 62H39V61H38ZM66 62H67V60H66ZM76 62H77V61H76ZM76 62H75V63H76ZM218 62H219V61H218ZM238 62H239V60H238ZM243 62H244V61H243ZM245 62H247V61H245ZM245 62H244V63L241 62V63H242L244 66H246V69H247V66H248L249 63L246 65ZM248 62H249V61H248ZM255 62H256V61H255ZM259 62L262 63V60L259 61ZM263 62H264V61H263ZM0 63H1V62H0ZM19 63H20V62H19ZM28 63L30 64V62H28ZM36 63H37V62H36ZM47 63H48V62H47ZM75 63H74V64H75ZM96 63H97V62H96ZM104 63H105V62H104ZM145 63H146V62H145ZM145 63H144V64H145ZM162 63H164V62H162ZM162 63H161V64H162ZM170 63H172V62H170ZM170 63H168V65H169ZM181 63H182V62H181ZM193 63H194V62H193ZM215 63H216V62H215ZM228 63H229V60H228ZM228 63H227V64H228ZM261 63H259V64L261 65ZM7 64L9 65V63H7ZM32 64H33V63H32ZM67 64L69 65V61L67 62ZM67 64H66V65H67ZM71 64H72V63L70 62V65H71ZM74 64H72V65L74 66ZM93 64H94V63H93ZM238 64H239V63H237V65H238ZM19 65H20V64H19ZM19 65H18V66H19ZM34 65H35V64H34ZM36 65H37V64H36ZM46 65H47V64H45V67H46ZM49 65H50V64H49ZM60 65H61V63H60ZM64 65H65V64H64ZM110 65H111V63H110ZM150 65H151V63H150ZM152 65H154V64L152 63ZM166 65H167V64H166ZM187 65H189V64L187 63ZM209 65H210V64H209ZM209 65H208V66H209ZM214 65H215V64H214ZM228 65H231V63L228 64ZM233 65H234V64H233ZM237 65H236V63H235V66H236V67H238L240 64H239L238 66H237ZM252 65L254 66V63H252L251 66H252ZM260 65H259V66H260ZM1 66H2V65H1ZM9 66H10V65H9ZM51 66H52V65H51ZM53 66H54V65H53ZM55 66H56V65H55ZM91 66H92V65H91ZM111 66H112V65H111ZM143 66H144V65H143ZM210 66H211V65H210ZM218 66H219V63H218ZM221 66H222V65H221ZM235 66H234V67H235ZM249 66H250V65H249ZM257 66H258V65H257ZM257 66H254V67H257ZM262 66H263V65H262ZM12 67H13V66H12ZM12 67H11V68H12ZM22 67H23V66H22ZM35 67H36V66H35ZM38 67L40 68V66H38ZM60 67H63V65H61ZM66 67H68V66H66ZM69 67H70V66H69ZM71 67H72V66H71ZM78 67H79V66H78ZM82 67L84 68V66H82ZM126 67L128 68V66H126ZM156 67H157V66H156ZM192 67H193V66H192ZM202 67H203V66H202ZM229 67H230V66H229ZM236 67H235V68H236ZM1 68H2V67H1ZM26 68H27V66H26ZM32 68H33V67H32ZM88 68H89V67H88ZM98 68H99V66H98ZM141 68H142V67H141ZM141 68H140V70H141ZM176 68H177V67H176ZM215 68H216V67H215ZM215 68H214V70H215ZM235 68H234V69H235ZM241 68H243V70L245 69L244 67H241ZM241 68H240V69H241ZM249 68H250V67H249ZM263 68H264V67H263ZM6 69H7V68H6ZM6 69H4V70H6ZM20 69H21V66H20ZM29 69H30V68H29ZM33 69H34V68H33ZM45 69H46V68H44V70H45ZM49 69H50V68H49ZM52 69H54V68H52ZM59 69H61V68H59ZM65 69H66V68H65ZM71 69L73 70L74 67H72ZM92 69H94V68L92 67ZM122 69H123V68H122ZM161 69H162V68H161ZM163 69H164V68H163ZM178 69H179V66H178ZM189 69H190V67H189ZM189 69H186V70L189 71ZM210 69H211V68H210ZM230 69H231V68H230ZM234 69H233V70H234ZM236 69H237V68H236ZM252 69H253V68H252ZM0 70H1V69H0ZM8 70L11 71V69H8ZM8 70H7V72H9ZM21 70H22V69H21ZM31 70H32V69H31ZM68 70H69V68L66 69L65 71H67V73H68ZM174 70H175V69H174ZM180 70H181V69H180ZM226 70H227V69H226ZM231 70H232V69H231ZM238 70H239V69H238ZM248 70H249V69H247V71H248ZM257 70H258V69H257ZM260 70H261V69H260ZM1 71H2V70H1ZM18 71H19V70H18ZM40 71H41V70H40ZM56 71H57V69H56ZM62 71L65 73L64 70H62ZM81 71H82V70H81ZM103 71H104V70H103ZM146 71H147V70H146ZM154 71H155V70H154ZM169 71H170V70H169ZM190 71H191V70H190ZM192 71H193V70H192ZM194 71H195V70H194ZM194 71H193V72H194ZM212 71H213V70H212ZM216 71H217V70H216ZM253 71H254V70H253ZM263 71H264V70H263ZM263 71H262V72H263ZM3 72H4V71H3ZM7 72H6V73H7ZM29 72H30V71H29ZM42 72H44V71H42ZM53 72H54V71H53ZM130 72H131V71H130ZM151 72L153 73V71H151ZM160 72H161V71H160ZM235 72H236V71H235ZM257 72H258V71H257ZM15 73H16V72H15ZM34 73H35V72H34ZM37 73H38V72H37ZM37 73H36V74H37ZM44 73H45V72H44ZM50 73H51V72H50ZM50 73L47 72L48 75H49ZM69 73H70V72H69ZM87 73H89V71H88ZM87 73H86V74H87ZM149 73H150V71H149ZM194 73H195V72H194ZM194 73H192V74H194ZM211 73H212V72H211ZM220 73H221V71H220ZM228 73H229V71H228ZM236 73H237V72H236ZM240 73H241V71H240ZM245 73H247V72H244V74H245ZM260 73H261V72H258V74H260ZM9 74H10V73H9ZM16 74H17V73H16ZM25 74H26V72H25ZM30 74H31V73H30ZM39 74H40V73H39ZM56 74H57V73H56ZM89 74H90V73H89ZM109 74H110V73H109ZM109 74H108V76H109ZM111 74H112V73H111ZM229 74H230V73H229ZM249 74H251V73H249ZM254 74H255V73H254ZM258 74H257V75H258ZM262 74H263L262 76H264V73H262ZM2 75H3V74H2ZM20 75H21V74H20ZM62 75H63V74H62ZM65 75H67V74H65ZM77 75H78V74H77ZM121 75H122V74H121ZM121 75H120V76H121ZM162 75H164V73H162ZM173 75H174V74H173ZM183 75H184V74H183ZM194 75H196V74H194ZM211 75H212V74H211ZM217 75H218V74H217ZM237 75H240V74H237ZM242 75H243V73H242ZM4 76H5V74H4ZM26 76H27V75H26ZM32 76H34L33 73H32ZM35 76H36V75H35ZM37 76H38V74H37ZM111 76H113V74H112ZM124 76H125V75H124ZM129 76H130V75H129ZM146 76H147V75H146ZM159 76H160V75H159ZM184 76H185V75H184ZM204 76H205V75H204ZM222 76H223V75H222ZM233 76H234V75H233ZM249 76L251 77V75H249ZM254 76H255V78H256V75H254ZM258 76H259V75H258ZM258 76H257V77H258ZM1 77H2V76H0V79H1ZM18 77H19V76H18ZM22 77H23V76H22ZM28 77H29V73H28ZM43 77H44V76H43ZM143 77H144V76H143ZM165 77H166V76H165ZM170 77H172V76H170ZM170 77H169V78H170ZM176 77H177V76H176ZM181 77H182V76H181ZM191 77H192V76H191ZM191 77H189V78H191ZM210 77H212V76H210ZM216 77H217V76H216ZM235 77H236V76H235ZM239 77H242V76H239ZM239 77H238V78H239ZM10 78H13V76L10 77ZM19 78H20V77H19ZM31 78H32V77H31ZM33 78H34V77H33ZM45 78H47V77L45 76L43 79H45ZM84 78H85V77H84ZM153 78H154V77H153ZM155 78H156V76H155ZM161 78L163 79L164 77L161 76ZM192 78H193V77H192ZM200 78H201V77H200ZM203 78H204V77H203ZM205 78L207 79V77H205ZM226 78H228V77H226ZM243 78H245V77H242V80H244ZM246 78H247V77H246ZM4 79H5V78H4ZM6 79H7V78H6ZM14 79H16V77H15ZM17 79H18V78H17ZM22 79H24V77H23ZM27 79H28V78H27ZM87 79L89 80V78H87ZM93 79L96 80V78H93ZM187 79H188V78H187ZM193 79H195V78H193ZM193 79H192V80H193ZM239 79H240V78H239ZM239 79H238V80H239ZM20 80H21V79H20ZM88 80H87V81H88ZM144 80H145V79H144ZM146 80H147V79H146ZM201 80H203V82H204V79H201ZM234 80H235V79H234ZM238 80H237V81H238ZM246 80H248V79H246ZM246 80H245V81H246ZM3 81H5V80H3ZM21 81H22V80H21ZM29 81H30V80H29ZM91 81H92V80H91ZM108 81H110V80H108ZM130 81H131V80H130ZM153 81H155V80L153 79ZM160 81H161V79H160ZM176 81H177V80H176ZM196 81H197V80H195V82H196ZM228 81H229V79H228ZM245 81H244V83H246ZM260 81H261V80H260ZM263 81H264V79H263ZM1 82H2V81H1ZM8 82H9V81H8ZM25 82H26V81H25ZM32 82H35V79H34ZM120 82H121V81H120ZM197 82H198V81H197ZM199 82H200V80H199ZM238 82L240 83L241 80L238 81ZM6 83H7V80H6ZM6 83H5V84H6ZM38 83H39V82H38ZM41 83H42V82H41ZM62 83H64V82H62ZM65 83H66V82H65ZM90 83H91V82H90ZM124 83H125V82H124ZM131 83H132V82H131ZM148 83H149V82H148ZM201 83H202V82H201ZM241 83L244 84L243 82H241ZM241 83H240V84H241ZM248 83H249V82H248ZM1 84H2V83H1ZM5 84H3V86H4ZM7 84H8V83H7ZM10 84H12V83H10ZM15 84H16V83H15ZM18 84H19V83H18ZM45 84H47V83H45ZM79 84H81V82H80ZM86 84H87V83H86ZM93 84H94V82H93ZM93 84H92V85H93ZM115 84H117V82H116ZM122 84H123V83H122ZM142 84H143V83H142ZM194 84H195V83H194ZM194 84H193V85H194ZM197 84H198V83H197ZM203 84H204V83H203ZM246 84H247V83H246ZM246 84H244L243 86H246ZM20 85H21V84H20ZM24 85H25V83H24ZM26 85H27V84H26ZM37 85H38V84H37ZM37 85H35V86H37ZM39 85H40V83H39ZM113 85H114V84H113ZM200 85H201V84H200ZM253 85L256 86L257 84L255 85V83H253ZM0 86L3 87L2 85H0ZM6 86H7V85H6ZM12 86H13V85H12ZM105 86H107V84H106ZM151 86H152V85H151ZM159 86H160V85H159ZM168 86H169V85H168ZM202 86H203V85H202ZM220 86H221V85H220ZM251 86H252V85H251ZM24 87H25V86H24ZM24 87H23V88H24ZM27 87H28V86H27ZM27 87H26V88H27ZM41 87H42V86H41ZM51 87H52V86H51ZM51 87H50V88H51ZM103 87H104V86H102V88H103ZM206 87H207V86H206ZM218 87H219V86H218ZM248 87H249V86H248ZM3 88H4V87H3ZM26 88H25V89H26ZM42 88H43V87H42ZM54 88H55V87H54ZM62 88H63V87H61L60 89H62ZM112 88H113V87H112ZM122 88H124V87L122 86ZM252 88H253V87H252ZM260 88H261V86H260ZM19 89H21V88H19ZM39 89H40V88H39ZM79 89H80V88H79ZM4 90H5V89H4ZM7 90H8V89H7ZM7 90H6V91H7ZM65 90H66V89H65ZM119 90H120V89H119ZM185 90H186V89H185ZM241 90H243V89H241ZM241 90H240V91H241ZM244 90H245V89H244ZM1 91H3V90H1ZM1 91H0V92H1ZM8 91L11 92V90H8ZM15 91H16V90H15ZM17 91H18V90H17ZM17 91H16V92H17ZM22 91H23V90H22ZM25 91L27 92L28 89L25 90ZM25 91H24V92H25ZM29 91H30V90H29ZM36 91H37V90H35V92H36ZM56 91H57V90H56ZM63 91H64V90H63ZM85 91H86V90H84V94H85ZM91 91H93V89H91ZM106 91H107V90H106ZM214 91H215V90H214ZM214 91H213V92H214ZM3 92H4V91H3ZM10 92H8V93H10ZM19 92H20V91H19ZM30 92H31V91H30ZM33 92H34V91H33ZM40 92H41V91H40ZM60 92H61V91H60ZM70 92H71V91H70ZM70 92H69V93H70ZM73 92H74V91H73ZM104 92H105V91H104ZM168 92H169V91H168ZM12 93H14V92H12ZM12 93H11V94H12ZM69 93H67V95H68ZM78 93H79V92H78ZM78 93H77V94H78ZM254 93H255V92H254ZM3 94H4V93H3ZM17 94H18V92H17ZM26 94H27V93H26ZM35 94H36V93H35ZM40 94H41V93H40ZM71 94H72V93H71ZM99 94H101V92H100ZM106 94H107V93H106ZM114 94H118V93L116 92V93H114ZM218 94H219V93H218ZM0 95H2V94H0ZM5 95H6V94H5ZM22 95H23V94H22ZM22 95L20 94L19 96H22ZM37 95H38V94H37ZM59 95H60V94H59ZM78 95H79V94H78ZM118 95H119V94H118ZM216 95H217V94H216ZM14 96H15V95H14ZM72 96H73V95H72ZM102 96H103V94H102ZM102 96H101V97H102ZM208 96H209V95H208ZM214 96H215V94H214ZM7 97H9V96L7 95ZM22 97H23V96H22ZM22 97H21V98H22ZM35 97H36V95H35ZM80 97H81V96H80ZM215 97H216V96H215ZM38 98H39V97H38ZM85 98H86V97H85ZM85 98H84V101H85ZM95 98H96V97H95ZM105 98H106V97H105ZM114 98H115V97H114ZM118 98H119V97H118ZM218 98H219V97H218ZM240 98H241V97H240ZM256 98H257V97H256ZM8 99H9V98H8ZM11 99H12V98H11ZM23 99H24V98H23ZM34 99H35V98H34ZM34 99H32V100L34 101ZM36 99H37V98H36ZM79 99H80V98H79ZM79 99H78V100H79ZM87 99H88V97H87ZM99 99H100V98H99ZM103 99H104V98H103ZM109 99H110V98H109ZM220 99H221V98H220ZM251 99H253V98H251ZM18 100H19V99H18ZM64 100H65V99H64ZM94 100L96 101V99H94ZM253 100H254V102H255V99H253ZM6 101H9V100H7V98H6ZM10 101H11V100H10ZM15 101H16V100H15ZM24 101H25V100H24ZM24 101H23V103H24ZM39 101H40V100H39ZM51 101H52V100H51ZM143 101H144V100H143ZM18 102H20V101H17V104H18ZM29 102H30V101H29ZM49 102H50V101H49ZM242 102H243V101H242ZM250 102H251V101H250ZM263 102H264V100H263ZM3 103H4V102H3ZM40 103H41V102H40ZM74 103H75V102H74ZM79 103H80V102H79ZM93 103H94V101H93ZM6 104L8 105V103H6ZM9 104H10V103H9ZM11 104H13V103H11ZM21 104H22V103H21ZM49 104H50V103H49ZM189 104H190V103H189ZM218 104H219V103H218ZM14 105H15V104H14ZM14 105H13V106H14ZM28 105H29V104H28ZM67 105H68V104H67ZM209 105H210V104H209ZM215 105H216V104H215ZM244 105H245V104H243V107H244ZM15 106H16V105H15ZM17 106H18V105H17ZM39 106H40V104H39ZM53 106H54V105H53ZM93 106H94V104H93ZM221 106H223V105H221ZM2 107H3V106H2ZM79 107H81V104H80ZM205 107H206V106H205ZM215 107H216V106H215ZM224 107H225V106H224ZM246 107H247V106H246ZM246 107H245V108H246ZM262 107H263V106H262ZM262 107H260V108H262ZM10 108H11V106H10ZM13 108H14V107H13ZM22 108H23V107H22ZM22 108H21V109H22ZM43 108H44V107H43ZM111 108H112V107H111ZM167 108H168V107H167ZM206 108H207V107H206ZM213 108H214V107H213ZM1 109H2V108H1ZM1 109H0V110H1ZM21 109H20V110H21ZM26 109H27V108H26ZM207 109H208V108H207ZM246 109H247V108H246ZM6 110H7V109H6ZM6 110H5V111H6ZM15 110H16V109H15ZM17 110H19V109H17ZM20 110H19V112H20ZM24 110H25V109H24ZM46 110H47V109H46ZM48 110H49V109H48ZM254 110H255V109H254ZM25 111H26V110H25ZM169 111H170V110H169ZM203 111H205V110H203ZM235 111H236V110H235ZM8 112H9V111H8ZM10 112H11V111H10ZM170 112H171V111H170ZM175 112H176V111H175ZM237 112H238V111H237ZM246 112H247V111H246ZM263 112H264V111H263ZM1 113H3V112L1 111ZM22 113H23V112H22ZM257 113H258V112H257ZM7 114H8V113H7ZM15 114H16V113H15ZM15 114H14V115H15ZM36 114H37V113H36ZM204 114H206V113H203V115H204ZM253 114H254V113H253ZM1 115H2V114H1ZM16 115H17V114H16ZM140 115H141V114H140ZM147 115H149V114H147ZM206 115H207V114H206ZM262 115H264V114H262ZM10 116H12V115H10ZM21 116H22V115H21ZM214 116H216V115H214ZM231 116H232V115H231ZM255 116H256V115H255ZM7 117H8V116H7ZM19 117H20V116H19ZM44 117H45V116H44ZM147 117H148V116H147ZM197 117H198V116H197ZM226 117H227V116H226ZM234 117H235V116H233L232 119H233ZM259 117H260V116H259ZM23 118H24V117H23ZM217 118H218V117H217ZM223 118H224V116H223ZM248 118H249V117H248ZM248 118H247V119H248ZM5 119H6V118H5ZM10 119H11V118H10ZM48 119H49V118H48ZM151 119H152V118H151ZM24 120H25V119H24ZM46 120H47V119H46ZM60 120H61V119H60ZM146 120H147V119H146ZM29 121H30V120H29ZM203 121H204V120H203ZM209 121H210V120H209ZM211 121H212V120H211ZM213 121H214V120H213ZM229 121H231V120H229ZM256 121H257V120H256ZM7 122H8V120H7ZM18 122H19V121H18ZM224 122H225V121H224ZM239 122H240V121H239ZM248 122H249V121H248ZM11 123H12V122H11ZM11 123H10V125H11ZM44 123H45V122H44ZM57 123H58V122H57ZM59 123H60V122H59ZM225 123H226V122H225ZM242 123H245V122H240V124H242ZM249 123H250V122H249ZM4 124H5V123H4ZM4 124H3V125H4ZM12 124H13V123H12ZM22 124H23V122H22ZM26 124H27V122H26ZM41 124H42V123H41ZM217 124H218V122H217ZM5 125H6V124H5ZM5 125H4V127H5ZM8 125H9V124H8ZM20 125H21V124H20ZM46 125H47V124H46ZM205 125H206V124H205ZM245 125H246V124H245ZM24 126H26V125H24ZM37 126H38V125H37ZM43 126H44V125H43ZM170 127H171V126H170ZM14 128H15V127H14ZM25 128H26V127H25ZM108 128H109V127H108ZM108 128H107V129H108ZM258 128H259V130H260V127H258ZM4 129H5V128H4ZM7 129H8V128H7ZM35 129H36V128H35ZM56 129H57V128H56ZM56 129H54V131H55ZM184 129H185V128H184ZM233 129H234V128H233ZM39 130H40V129H39ZM164 130H165V129H164ZM171 130H172V128H171ZM26 131H28V130H26ZM32 131H34V130H32ZM149 131H150V130H149ZM233 131H235V130H233ZM233 131H232V132H233ZM257 131H258V130H257ZM48 132H49V131H48ZM95 132H96V131H95ZM115 132H116V131H115ZM142 132H143V131H142ZM144 132H145V131H144ZM187 132H188V131H187ZM214 132H215V131H214ZM1 133H3V132H1ZM8 133H9V132H8ZM31 133H32V132H31ZM33 133H34V132H33ZM52 133H53V132H52ZM209 133H210V132H209ZM240 133H241V132H240ZM38 134H40V133H38ZM105 134H106V133H105ZM124 134H125V133H124ZM6 135H7V133H6ZM30 135H31V134H30ZM88 135H89V134H88ZM115 135H117V133H116ZM119 135H120V134H119ZM125 135H126V134H125ZM177 135H178V134H177ZM220 135H222V132H221ZM232 135H233V134H232ZM9 136H10V135H9ZM159 136L162 137L161 135H159ZM159 136H158V137H159ZM197 136H198V135H197ZM199 136H200V135H199ZM224 136H225V135H224ZM35 137H36V136H35ZM90 137H91V136H90ZM105 137H106V136H105ZM119 137H120V136H119ZM242 137H243V136H242ZM254 137H255V136H254ZM254 137H253V138H254ZM2 138H3V137H2ZM2 138H1V139H2ZM7 138H9V137H7ZM108 138H109V137H108ZM108 138H107V140H108L109 143H110V142H111V141H110L111 139H108ZM210 138H212V137L210 136ZM214 138H215V137H213L212 139H214ZM10 139H11V138H9V141H10ZM225 139H227V138H225ZM6 140H7V139H6ZM6 140H4V141H6ZM35 140H36V139H35ZM107 140H106V142H107ZM207 140H208V139H207ZM209 140H210V139H209ZM237 140H238V139H237ZM243 140H244V139H242L241 141L243 142ZM250 140H251V138H250ZM250 140H249V141H250ZM261 140H262V139H261ZM4 141H3V142H4ZM133 141H134V140H133ZM150 141H151V140H150ZM201 141L203 142V139H201ZM252 141H253V140H252ZM0 142H1V141H0ZM44 142H45V141H44ZM63 142H64V141H63ZM143 142H144V141H143ZM148 142H149V141H148ZM164 142H165V141H164ZM194 142H196V141H194ZM219 142H220V141H219ZM237 142H238V141H237ZM237 142H236V143H237ZM10 143H12V142L10 141ZM15 143H16V142H15ZM22 143H23V142H22ZM25 143H26V142H25ZM196 143H197V142H196ZM245 143H246V142H244V144H245ZM252 143H253V142H252ZM255 143H256V142H255ZM261 143H262V142H261ZM57 144H58V143H57ZM59 144H60V143H59ZM61 144H62V143H61ZM94 144H95V143H94ZM145 144H146V143H145ZM149 144H151V143H149ZM186 144H187V143H186ZM186 144H185V145H186ZM209 144H210V143H209ZM218 144H219V143H218ZM250 144H251V143H250ZM256 144H258V142H257ZM259 144H260V142H259ZM263 144H264V142H263ZM263 144H262V145H263ZM2 145H3V144H2ZM20 145H21V144L19 143V146H20ZM43 145H44V144H43ZM43 145H42V146H43ZM100 145H101V144H100ZM239 145H242L241 142H240ZM32 146H33V145H32ZM73 146H74V145H73ZM136 146H137V145H136ZM150 146H151V145H150ZM189 146H190V145H189ZM208 146H209V145H208ZM211 146H212V145H211ZM226 146H227V145H226ZM254 146H255V144H254ZM259 146H260V145H259ZM259 146L257 145V147H259ZM2 147L4 148V146H2ZM7 147H8V146H7ZM14 147H15V145H14ZM14 147H13V145H12V148H14ZM145 147H146V146H145ZM212 147H214V146H212ZM227 147H228V146H227ZM235 147H236V146H235ZM5 148H6V147H5ZM56 148H57V147H56ZM56 148H55V149H56ZM95 148H96V147H95V145H94V149H95ZM97 148H98V147H97ZM146 148H147V147H146ZM148 148H149V147H148ZM196 148H197V147H196ZM200 148H201V147H199V149H200ZM214 148H216V147H214ZM240 148H242V147H240ZM0 149H1V148H0ZM38 149H39V148H38ZM77 149H79V148H77ZM100 149H101V147H100ZM143 149H144V148H143ZM233 149H234V148H233ZM250 149H252V148L250 147ZM254 149H255V148H254ZM6 150H7V149H6ZM21 150H22V149H21ZM92 150H93V148H92ZM118 150H119V149H118ZM127 150H128V149H127ZM145 150H146V149H145ZM147 150H148V149H147ZM147 150H146V151H147ZM174 150H175V148L173 149V151H174ZM189 150H190V149H189ZM231 150H232V149H231ZM23 151H24V150H23ZM30 151H31V150H30ZM45 151H46V150H45ZM129 151H130V150H129ZM140 151H141V150H140ZM201 151L203 152L204 150L202 149ZM210 151H211V150H210ZM250 151H251V150H250ZM15 152H17V150H15ZM20 152H21V151H20ZM20 152H19V154H20ZM27 152H29V151H27ZM36 152H37V151H36ZM36 152H35V153H36ZM110 152H111V151H110ZM116 152H119V151H116ZM160 152L162 153L163 151H160ZM205 152H208V151H205ZM211 152H212V151H211ZM135 153H136V152H135ZM144 153H146V152H144ZM161 153H160V154H161ZM190 153H191V151H190ZM224 153H226V151H225ZM15 154H16V153H15ZM24 154H25V153H24ZM47 154H48V153H47ZM127 154H128V153H127ZM188 154H189V153H188ZM214 154H215V153H214ZM239 154H240V153H239ZM250 154H251V153H250ZM260 154H261V153H260ZM12 155L14 156V152H13ZM12 155H10V156H12ZM16 155H17V154H16ZM21 155H23V154H21ZM21 155H20V156H21ZM32 155H33V154H32ZM32 155H31V156H32ZM48 155H49V154H48ZM66 155H67V154H66ZM68 155L70 156V154H68ZM89 155H90V154H89ZM99 155H100V154H99ZM99 155H98V156H99ZM191 155H193V153H192ZM212 155H213V153H212ZM243 155H244V154H243ZM31 156H30V157H31ZM101 156H102V155H101ZM261 156H262V155H261ZM0 157H2V156H0ZM25 157H26V155H25ZM38 157H40V156H38ZM93 157H94V156H93ZM126 157H128V156H126ZM15 158H16V157H15ZM23 158H24V156H23ZM26 158H27V157H26ZM40 158H41V157H40ZM76 158H77V157H76ZM78 158H79V157H78ZM85 158H86V157H85ZM96 158H98V157H96ZM128 158H129V157H128ZM175 158H176V157H175ZM207 158H208V157H206V161H207L208 159H210V158H208V159H207ZM228 158H229V157H228ZM241 158H242V157H241ZM10 159L12 160V157H11ZM21 159H22V158H21ZM35 159H36V158H35ZM60 159H62V158H60ZM80 159H81V158H80ZM129 159H130V158H129ZM129 159H128V160H129ZM173 159H174V158H173ZM204 159H205V158H204ZM225 159H227V158L225 157ZM236 159H237V161L239 160L238 158H236ZM260 159H261V158H260ZM33 160H34V159H33ZM39 160H40V159H39ZM39 160H38V161H39ZM45 160H46V159H45ZM71 160H72V159H71ZM76 160H77V159H76ZM88 160H89V159H88ZM179 160H180V159H179ZM233 160H234V159H233ZM233 160H232V161H233ZM3 161H4V160H3ZM3 161H1V162H3ZM25 161H27V160H25ZM64 161H65V160H64ZM195 161H196V160H195ZM201 161H202V160H201ZM204 161H205V160H204ZM215 161H216V160H215ZM220 161H221V160H220ZM220 161H219V162H220ZM229 161H230V160H229ZM232 161H231V162H232ZM247 161H249V160H247ZM11 162L13 163L14 161H10V163H11ZM16 162H17V161H16ZM28 162H29V161H28ZM43 162H44V161H43ZM58 162H59V160H58ZM66 162H67V161H66ZM68 162H69V161H68ZM102 162H103V161H102ZM133 162H134V161H133ZM193 162H194V161H193ZM196 162H197V161H196ZM235 162H236V161H235ZM235 162H234V163H235ZM240 162H241V161H240ZM5 163H6V162H5ZM41 163H42V161H41ZM84 163H85V162H84ZM103 163H104V162H103ZM103 163L101 164L102 166L104 165ZM107 163H108V162H107ZM109 163H110V161H109ZM177 163H178V162H177ZM185 163H186V161H185ZM194 163H195V162H194ZM194 163H192V164H194ZM229 163H230V162H229ZM255 163H256V162H255ZM260 163H261V161H260ZM260 163H259V164H260ZM44 164H45V163H44ZM59 164H60V163H59ZM105 164H106V163H105ZM183 164H184V163H183ZM192 164H191V166H192ZM195 164H196V163H195ZM235 164H236V163H235ZM239 164H240V163H239ZM0 165L2 166V164H0ZM14 165H16V164L14 163ZM27 165H29V164H27ZM32 165H33V163H32ZM37 165H38V163H37ZM40 165H41V164H39V167H41ZM54 165H57V163H55ZM109 165H110V164H109ZM151 165H152V164H151ZM172 165H173V164H171V166H172ZM220 165H221V164H220ZM29 166H30V165H29ZM35 166H36V165H35ZM43 166H44V165H43ZM49 166H50V164H49ZM57 166H58V165H57ZM59 166H60V165H59ZM64 166H66V164H65ZM106 166H108V165H106ZM137 166H139V165H137ZM208 166H209V165H208ZM223 166H224V165H222V167H223ZM228 166H229V165H228ZM235 166H236V165H235ZM235 166H233V168H235ZM238 166H239V165H238ZM256 166H257V165H256ZM27 167H28V166H27ZM39 167H38V168H39ZM47 167H48V166H47ZM90 167H91V165H90ZM199 167H200V165H199ZM199 167H198V168H199ZM206 167H207V164H206ZM0 168H1V167H0ZM3 168H4V166H3ZM9 168H10V167H9ZM9 168H8V169H9ZM22 168H23V167H22ZM35 168H37V167H35ZM52 168H53V167H52ZM52 168H49V169H51V171H52ZM73 168H74V167H73ZM110 168H111V167H110ZM185 168H186V167H185ZM201 168H203V167H201ZM204 168H205V166H204ZM204 168H203V169H204ZM225 168H226V167H225ZM230 168H231V167H230ZM253 168H254V167H253ZM5 169H6V168H5ZM10 169H11V168H10ZM19 169H20V168H19ZM26 169H27V168H26ZM99 169H100V168H99ZM104 169H105V167H104ZM118 169H119V168H118ZM144 169H145V168H144ZM190 169H193V168H190ZM195 169H197V168H195ZM219 169H220V168H219ZM219 169H217V170H219ZM228 169H229V168H228ZM260 169H261V168H260ZM1 170H2V169H1ZM1 170H0V171H1ZM21 170H22V169H21ZM33 170H34V169H33ZM45 170H46V169H45ZM57 170H58V169H57ZM108 170H109V169H108ZM145 170H146V169H145ZM150 170H151V169H150ZM173 170H174V169H173ZM207 170H208V169H207ZM207 170H206L205 172H207ZM230 170H231V169H230ZM242 170H243V169H242ZM58 171H59V170H58ZM93 171H94V170H93ZM148 171H149V170H148ZM151 171H152V170H151ZM151 171H150V172H151ZM185 171H186V170H185ZM213 171H214V169H213ZM227 171H228V170H227ZM32 172H33V171H32ZM32 172H31V173H32ZM35 172H36V171H35ZM37 172H38V171H37ZM52 172H53V174H54V170H53ZM52 172H51V173H52ZM56 172H57V171H56ZM56 172H55V173H56ZM68 172H69V171H68ZM68 172H67L66 174H68ZM106 172H107V171H106ZM140 172H141V170H140ZM152 172H153V171H152ZM154 172H155V171H154ZM208 172H210V170H209ZM220 172H221V170H220ZM228 172H229V171H228ZM263 172H264V171H263ZM2 173H4V172L2 171ZM7 173H8V172H7ZM39 173H43V172H40V171H39ZM69 173H70L71 175L73 174V173H71V172H69ZM85 173H86V172H85ZM114 173H115V172H114ZM117 173H118V172H117ZM132 173H133V172H132ZM145 173H146V172H145ZM229 173H230V172H229ZM229 173H228V174H229ZM59 174H61V173H59ZM59 174H58L57 176H59ZM94 174H97V173L94 172ZM124 174H125V173H124ZM146 174H147V173H146ZM207 174H208V173H207ZM211 174H212V172H211ZM230 174H231V173H230ZM4 175H5V173H4ZM4 175L2 174L3 177H4ZM25 175H26V174H25ZM71 175H70V176H71ZM89 175H90V174H89ZM91 175H92V174H91ZM126 175H127V174H126ZM147 175H148V174H147ZM147 175H146V176H147ZM149 175H151V174H149ZM195 175H196V174H195ZM204 175H205V174H204ZM9 176H10V175H9ZM33 176H34V175H33ZM55 176H56V175H55ZM120 176H121V175H120ZM146 176H144V177H146ZM191 176H192V174H191ZM197 176H198V175H197ZM207 176H208V175H207ZM215 176H216V175H215ZM224 176H226V175H224ZM227 176H228V175H227ZM231 176H232V175H231ZM12 177H13V176H12ZM23 177H24V176H23ZM35 177H36V176H35ZM147 177H149V176H147ZM194 177H195V176H194ZM199 177H200V176H199ZM212 177H214V174H213ZM262 177H263V176H262ZM46 178H47V177H46ZM100 178H101V177H100ZM133 178H135V177H133ZM173 178H174V177H173ZM191 178H192V177H191ZM203 178H204V176L202 177V179H203ZM231 178H232V177H231ZM236 178H237V177H236ZM238 178H239V177H238ZM238 178H237V179H238ZM5 179H6V178H5ZM33 179H34V178H33ZM33 179H32V180H33ZM47 179H48V178H47ZM57 179H58V178H57ZM196 179H197V178H196ZM199 179H200V178H199ZM212 179H213V178H212ZM212 179H211V180H212ZM151 180H153V179H151ZM160 180H161V179H160ZM209 180H210V179H209ZM211 180H210V181H211ZM220 180H223V179H220ZM5 181L8 182V180H5ZM5 181H4V182H5ZM26 181H28V180H26ZM35 181H36V179H35ZM64 181H65V179H64ZM80 181H81V180H80ZM89 181H90V180H89ZM161 181H162V180H161ZM191 181H192V180H191ZM198 181H199V180L197 179V183H199ZM212 181H213V180H212ZM212 181H211V183H212ZM263 181H264V180H263ZM57 182H60V181H57ZM200 182H201V181H200ZM214 182H215V181H214ZM226 182H227V180H226ZM231 182H232V181H231ZM235 182H236V181H235ZM79 183H80V182H79ZM127 183H128V182H127ZM138 183H139V182H138ZM148 183H150V180H149ZM220 183H221V181H220ZM220 183H218V184H219V185H222V183H221V184H220ZM19 184H20V183H19ZM28 184H29V183H28ZM28 184H27V185H28ZM94 184H95V183H94ZM181 184H182V183H181ZM199 184H200V183H199ZM206 184H207V183H206ZM223 184H225V183H223ZM237 184H238V183H237ZM1 185H3V183H2ZM7 185H8V184H7ZM27 185H26V186H27ZM54 185H56V184H54ZM78 185H79V184H78ZM78 185H77V186H78ZM211 185H213V184H211ZM219 185H218V186H219ZM240 185H241V184H240ZM3 186H4V185H3ZM79 186H80V185H79ZM195 186H197V184H196ZM198 186H200V185H198ZM203 186H204V185H203ZM207 186H208V184H207ZM214 186H215V185H214ZM218 186H217V187H218ZM4 187H5V186H4ZM55 187H56V186H55ZM66 187H67V186H66ZM183 187H184V186H183ZM190 187H192V186H190ZM209 187H210V186H209ZM221 187H222V186H221ZM240 187H241V186H240ZM1 188H2V187H1ZM5 188H6V187H5ZM13 188H14V187H13ZM71 188H72V187H71ZM83 188H84V186H83ZM206 188H207V187H206ZM260 188H261V187H260ZM263 188H264V187H263ZM27 189H28V188H27ZM56 189H57V188H56ZM108 189H109V188H108ZM128 189H129V188H128ZM188 189H189V188H188ZM198 189H199V188H198ZM204 189H205V188H204ZM207 189H209V188H207ZM18 190H19V188H18ZM49 190H51V189H49ZM68 190H70V188H69ZM98 190H99V189H98ZM193 190H194V189H193ZM196 190H197V188H196ZM213 190H214V189H213ZM215 190H216V188H215ZM42 191H43V190H42ZM51 191H52V190H51ZM86 191H87V190H86ZM105 191H107V190H105ZM105 191H104V192H105ZM191 191H192V190H191ZM194 191H195V190H194ZM203 191H204V190H202V192H203ZM224 191H225V190H224ZM250 191H251V190H250ZM254 191H255V190H254ZM34 192H35V191H34ZM52 192H53V191H52ZM52 192H51V193H52ZM196 192H197V191H196ZM204 192H206V191H204ZM204 192H203V193H204ZM3 193H4V192H3ZM187 193H188V192H187ZM222 193H224V192L222 191ZM20 194H21V193H20ZM27 194H28V193H27ZM35 194H36V193H35ZM42 194H43V193H42ZM42 194H41V195H42ZM46 194H47V192L45 193V195H46ZM48 194H49V192H48ZM54 194H55V193H54ZM197 194H198V193H197ZM211 194H212V192H211ZM219 194H220V193H219ZM226 194H227V193H226ZM50 195H52V194H50ZM193 195H194V193H193ZM200 195H202V193H201ZM220 195H221V194H220ZM61 196H62V195H61ZM67 196H68V194H67ZM205 196H207V194H205ZM211 196H212V195H211ZM221 196L223 197V195H221ZM5 197H6V196H5ZM188 197H189V195H188ZM195 197H196V196H195ZM200 197H201V200H202V197H203V196H200ZM214 197H217V196H214ZM225 197H226V196H225ZM75 198H76V197H75ZM193 198H194V197H193ZM204 198H205V197H204ZM206 198H207V197H206ZM209 198H210V197H209ZM231 198H233V197H230L229 200H231ZM49 199H51V198H49ZM137 199H138V197H137ZM227 199H228V198H227ZM5 200H6V198H5ZM144 200H145V199H144ZM182 200H185V199H182ZM204 200H205V199H204ZM216 200H217V199H216ZM218 200L220 201V199H218ZM237 200H238V199H237ZM48 201H49V200H48ZM138 201H139V200H138ZM186 201H187V200H186ZM194 201H197V200H194ZM194 201H193V202H194ZM213 201H214V200H213ZM45 202H46V201H45ZM191 202H192V201H191ZM191 202H190V203H191ZM210 202H211V199H210ZM215 202H216V201H215ZM253 202H254V201H253ZM65 203H66V202H65ZM194 203H196V202H194ZM197 203H198V201H197ZM200 203H201V202H200ZM235 203H236V202H235ZM49 204H50V203H49ZM85 204H86V203H85ZM93 204H94V203H93ZM153 204H154V203H153ZM182 204L185 205V203H182ZM186 204H187V203H186ZM213 204H214V203H213ZM219 204H220V203H219ZM239 204H240V203H239ZM144 205H145V204H144ZM156 205H158V203H157ZM200 205H202V203H201ZM209 205H210V204H209ZM209 205H208V207H209ZM223 205H224V204H223ZM261 205H262V204L260 203V206H261ZM84 206H85V205H84ZM88 206H89V205L87 204V207H88ZM176 206H177V205H176ZM212 206H213V205H212ZM219 206H220L221 210L224 209V208L222 209L223 206L221 207V205H218V207H219ZM233 206H234V205H233ZM49 207H52V205L49 206ZM60 207H62V206H60ZM85 207H86V206H85ZM200 207H201V206H200ZM200 207H199V208H200ZM24 208H25V207H24ZM37 208H38V207H37ZM95 208H96V207H95ZM178 208H179V207H178ZM215 208H217V206H216ZM228 208H229V207H228ZM238 208H239V207H238ZM248 208H249V207H248ZM257 208H258V206H257ZM51 209H52V208H51ZM100 209H101V208H100ZM113 209H114V208H113ZM113 209H112V210H113ZM180 209H181V208H180ZM185 209H186V208H185ZM185 209H184V210H185ZM260 209H261V207H260ZM190 210H191V209H190ZM190 210H189V211H190ZM199 210H202V209H199ZM199 210H198V211H199ZM224 210H225V209H224ZM226 210H227V209H226ZM239 210H241V209H239ZM239 210H238V212H239ZM255 210H256V209H255ZM41 211H42V209H41ZM66 211H67V210H66ZM178 211H179V210H178ZM178 211H177V212H178ZM198 211H195V212H198ZM233 211H234V210H233ZM241 211H242V210H241ZM241 211H240V212H241ZM54 212H55V211H54ZM146 212L148 213V211H146ZM179 212H180V211H179ZM182 212H183V211H182ZM185 212H187V210H186ZM201 212H202V211H201ZM209 212H210V210H209ZM227 212H229V210H228ZM230 212H232V211H230ZM230 212H229V213H224L223 211H221V214L224 213L223 215L226 214V216H227L228 214H230ZM260 212H261V211H260ZM45 213H46V212H45ZM193 213H194V211H193V212L191 211V214H193ZM215 213H216V212H215ZM255 213H256V212H255ZM255 213H254V214H255ZM262 213H263V210H262ZM29 214H30V213H29ZM62 214H63V213H62ZM148 214H149V213H148ZM166 214H167V213H166ZM202 214L204 215V213H202ZM210 214H212V213H210ZM235 214H236V213H235ZM235 214H234V215H235ZM250 214H251V213H250ZM254 214H253V215H254ZM263 214H264V213H263ZM3 215H4V214H3ZM77 215H79V214H77ZM177 215H178V214H177ZM187 215H188V214H187ZM232 215H233V213H232ZM232 215H231V216H232ZM259 215H260V214H259ZM7 216H8V215H7ZM155 216H156V215H155ZM181 216H182V214H181ZM181 216H180V217H181ZM194 216H195V215H194ZM213 216H215V215H213ZM229 216H230V215H229ZM238 216H239V215H238ZM257 216H258V215H257ZM261 216H262V215H261ZM2 217H4V216H2ZM65 217H67L66 214H65ZM178 217H179V216H178ZM178 217H177V218H178ZM210 217H211V216H210ZM210 217H209V218H210ZM246 217H248V215H247ZM250 217H251V216H250ZM5 218H6V217H5ZM52 218H53V217H52ZM62 218H64V217H62ZM150 218H151V217H150ZM192 218H193V217H191V219H192ZM202 218H203V217H202ZM206 218H208V217L206 216ZM217 218H218V217H217ZM234 218H237V216L234 217ZM244 218H245V216H244ZM257 218H258V217H257ZM263 218H264V217H263ZM135 219H136V218H135ZM174 219H175V218H174ZM182 219H183V218H182ZM228 219H229V217H228ZM0 220H1V219H0ZM128 220H129V219H128ZM140 220H141V218H140ZM180 220H181V219H180ZM203 220H204V219H203ZM206 220H207V219H206ZM209 220H210V219H209ZM209 220H208V221H209ZM230 220H231V219H230ZM262 220H263V219H262ZM262 220H261V221H262ZM3 221H4V220H3ZM5 221H6V220H5ZM15 221H16V220H15ZM39 221H40V220H39ZM64 221H65V220H64ZM184 221H185V219H184ZM213 221H214V220H213ZM244 221H245V219H244ZM255 221L257 222V220H255ZM13 222H14V221H13ZM19 222H20V221H19ZM127 222H128V221H127ZM197 222H200V221H197ZM253 222H254V221H253ZM263 222H264V221H263ZM4 223L6 224V222H4ZM17 223H18V221H17ZM55 223H56V222H55ZM147 223H148V222H147ZM154 223H155V222H154ZM231 223H233V221H232ZM235 223H237V222H235ZM254 223H255V222H254ZM254 223H252V224H254ZM216 224H217V223H216ZM237 224H238V223H237ZM252 224H251V225H252ZM259 224H260V223H259ZM24 225H25V224H24ZM28 225H29V224H28ZM180 225H181V224H180ZM180 225H179V226H180ZM184 225H185V224H184ZM209 225H211V224H209ZM26 226H27V225H26ZM54 226H55V224H54ZM213 226H214V225H213ZM213 226H212V227H213ZM235 226H236V224H235ZM258 226H259V225H258ZM114 227H115V226H114ZM132 227H133V226H132ZM165 227H166V226H165ZM175 227H176V226H175ZM212 227H211V228H212ZM253 227H254V226L252 225V228H253ZM50 228H52V227H50ZM201 228H202V227H201ZM214 228H216V227H214ZM224 228H225V227H224ZM216 229H217V228H216ZM247 229H248V228H247ZM249 229H251V228H249ZM255 230H256V229H255ZM126 231H127V230H126ZM212 231H213V230H212ZM226 231H227V230H226ZM249 231H251V230H249ZM95 232H96V231H95ZM204 232H205V231H204ZM253 232H254V228H253ZM0 233H1V232H0ZM206 233H207V232H206ZM214 233H215V231H214ZM246 233H247V232H246ZM262 233H263V232H262ZM27 234H28V233H27ZM57 234H58V233H57ZM215 234H216V233H215ZM215 234H214V235H215ZM253 234H254V233H253ZM180 235H181V234H180ZM188 235H190V232L187 233V236H188ZM203 235H204V234H203ZM205 235H206V234H205ZM74 236H75V235H74ZM190 236H191V235H190ZM197 236H199V235H197ZM36 237H37V236H36ZM209 237H210V236H209ZM26 238H28V237H26ZM109 238H110V237H109ZM151 238H152V237H151ZM206 238H207V237H206ZM217 238H218V237H217ZM217 238H216V239H217ZM261 238H262V237H261ZM176 239H177V237H176ZM210 239H213V238L211 237ZM210 239H209V240H210ZM6 240H7V239H6ZM150 240H151V239H150ZM179 240H180V238H179ZM187 240H188V239H187ZM209 240H208V241H209ZM224 240H225V239H224ZM2 241H3V240H2ZM146 241H147V240H146ZM189 241H190V240H189ZM201 241H202V237H201ZM214 241H215V240H214ZM214 241H213V242H214ZM114 242H115V241H114ZM178 242H179V241H178V239H177V242H176L175 244H173V246H176ZM215 242H216V241H215ZM225 242H226V241H225ZM144 243H145V242H144ZM172 243H174V242H172ZM211 243H212V242H211ZM211 243H210V244H211ZM221 243H222V242H221ZM223 243H224V242H223ZM208 244H209V242H208ZM246 244H247V243H246ZM168 245H169V244H168ZM185 245H186V244H185ZM223 245H225V244H223ZM155 246H156V245H155ZM177 246H178V245H177ZM197 246H199V245H197ZM215 246H216V245H215ZM157 247H158V246H157ZM178 247H179V246H178ZM208 247H209V245H208ZM221 247H222V246H221ZM181 248H182V247H181ZM196 248H197V247H196ZM196 248H195V249H196ZM198 248H199V247H198ZM231 248H232V247H231ZM3 249H5V248H3ZM207 249H208V248H207ZM223 249H224V248H223ZM233 249H234V248H233ZM173 250H174V249H173ZM263 250H264V249H263ZM182 251H183V250H182ZM190 251H191V250H190ZM231 251H232V250H231ZM112 252H113V251H112ZM159 252H160V251H159ZM161 252H162V251H161ZM182 253H183V252H182ZM222 254H223V253H222ZM193 255H194V254H193ZM257 255H258V254H257ZM74 256H76V255H74ZM182 256H183V255H182ZM204 256H205V255H204ZM255 257H256V256H255ZM257 257H258V256H257ZM231 258H232V257H231ZM169 259H170V258H169ZM202 259H203V258H202ZM207 259H208V258H207ZM224 259H225V258H224ZM262 259H263V258H262ZM84 260H85V259H84ZM225 260H226V259H225ZM227 260H228V259H227ZM230 260H231V259H229L228 262H230ZM243 260H244V259H243ZM259 260H260V259H259ZM85 261H86V260H85ZM153 261H154V260H153ZM171 261H172V260H171ZM245 261H246V260H245ZM245 261H244V262H245ZM18 262H19V261H18ZM166 262H167V261H166ZM201 262H202V261H201ZM203 262H204V261H203ZM206 262H207V261H206ZM228 262H227V263H228ZM255 262H256V261H255ZM257 262H258V261H257ZM261 262H262V261H261ZM263 262H264V260H263ZM83 263H84V262H83ZM94 263H95V262H94ZM169 263H170V262H169ZM230 263H231V262H230ZM230 263H229V264H230ZM250 263H251V262H250ZM85 264H86V263H85ZM246 264H247V263H246ZM257 264H258V263H257Z\"/></svg>",
  "mask_w": 264,
  "mask_h": 264
}]
</instances>
